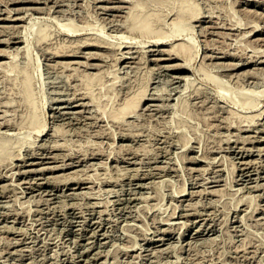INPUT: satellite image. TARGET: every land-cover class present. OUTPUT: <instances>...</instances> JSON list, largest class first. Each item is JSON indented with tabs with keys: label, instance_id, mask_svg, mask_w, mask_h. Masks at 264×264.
<instances>
[{
	"label": "rangeland",
	"instance_id": "obj_1",
	"mask_svg": "<svg viewBox=\"0 0 264 264\" xmlns=\"http://www.w3.org/2000/svg\"><path fill=\"white\" fill-rule=\"evenodd\" d=\"M0 1H1L0 2V15H1L0 19H2L4 15H6V17L7 16L10 17V19L18 17L15 15H19L20 17L23 16V20H17V21L16 20H0V25H1L0 30L2 29V33H0V37H1L0 38V50L3 49L2 50V52H3L4 49L6 50V48H7L8 51L13 52L14 54H16V52L18 50L19 54L17 53V57H16V59H14L15 62H17L19 64H23L24 62H26L28 60L30 67H32L34 69L33 70L34 77H35V82H34L35 84L34 85L36 87L35 92H36V95L38 98V102L40 104L41 112L45 118V123H46V127H45V130L43 131V133L47 132L46 134L38 135L37 131H35L36 129L27 130V126H24V128L22 127L23 129L22 128L18 129L19 131L23 130V132H21L20 135H18V134L17 135L22 136L23 138L26 139V141H30L31 144L29 142H25L24 145L22 146V148H20L21 152L24 154H22V153L20 154V152H19L20 149L18 150L16 145H12L13 147L15 146L14 147V148H16V149H14L15 151L13 150V147H12L11 152H13V153L10 155H7L6 156L7 158L6 157L5 158L7 159V161L11 160V162H13L15 160L14 163H10V161H8L9 163H7L5 161V159L2 161H5L7 164L5 162H4L5 163L4 164L3 162L0 161V163H1L0 164V172H1L0 173V212H1L0 213V215H1L0 216V264H54V263L55 264H64V263L65 264H70V263L71 264H74V263L75 264H82V263H84V264H264V186H263V183L260 184V182H264V135H263L264 134V130H263V128H264L263 127L264 126L263 125L264 124L263 123L264 122V112L261 113L262 111H264L263 110L264 109V68H263L264 67V41H263L264 40V30H263L264 29V0H223V1L222 0H215V1L214 0H212V1H210V0H191L193 3H195V5H197L196 6L197 9L202 10L201 11L202 15L200 14L199 20H197V21L191 20V25H193V28L190 31L188 30L189 31L188 36H191L193 38V40L195 42L194 45H195L196 49H198L197 53H195L193 55L192 59L190 58V60H188L187 62L182 61L183 59L181 60V58L180 59L179 58L178 59H172V60H155V58H157V56H160V58L163 55L166 56V53L163 51L169 49V44L172 43L173 41H175V39H179L181 37V35H176V37L174 36V38L170 37V39H168V41H167V44L160 45L157 47L152 46L153 49H155V48H158V49L156 51L152 50L148 53V57L149 56H151V57H149L147 59V64H146V61L144 63V64H146L147 67L146 66L143 67L142 65H144V64H141V66H139V63H138L139 61H136L138 59L136 57V53L133 52L134 47H130L132 45L138 46V47L144 45V44H142L143 42L141 43V41H142L141 38L138 39V37H136V36L133 37L134 39L130 38V37L129 38L123 37L121 39L119 38V37H122V36H120V33L126 34V31L123 30V25H121L122 22L120 23V21L123 18H125L126 14H127L126 8L129 9L130 5L132 6L135 3V0H113V1L112 0H108V1L107 0H43V1L42 0H40V1L39 0H29V1L28 0H16V1L15 0L14 1L13 0H11V1L10 0H4L5 3L8 5H6L3 0H0ZM6 1L7 2L9 1V2L7 3ZM129 1H131V2H129ZM132 1H134V3ZM141 1L144 3H148L145 5H150V6L161 5V6H163L162 9L163 8L165 9V10L163 9V12L166 11L167 14H170L169 12H170L171 8H169V7L172 6L171 3L175 4L178 2V0H164L165 2L166 1H168V2H166L167 3L166 4L163 1V3H162L163 5H162V4H160L162 2L160 0H156V1L151 0L152 1L151 3H149L150 0H141ZM158 1H160L159 4H157ZM172 1H174V2H172ZM175 1H177V2H175ZM218 1H220V2H218ZM114 3H116V4H114ZM153 3H155V4H153ZM108 4H110V5L114 4V6H110ZM118 4L120 7L118 6ZM122 4L123 5L125 4V5L123 6ZM105 5H108V6L106 7ZM4 6H6V7H4ZM8 6L11 9L8 8ZM37 6H38V8H37ZM1 7H3V8H1ZM39 7H42V8H39ZM110 7H112V8H110ZM114 7H116V8H114ZM4 8H6V9L8 8V9L6 10ZM26 8L28 11L25 10ZM14 9H16V10H14ZM22 9H24V10L22 11ZM40 9H42V10H40ZM168 10H169V12H167ZM8 11L9 12L12 11V13H8ZM13 11H14V13H13ZM119 12H122L123 14L121 13V15H120ZM112 13H113V15H111ZM119 16H120V19H119ZM108 17H111V20ZM106 18H108L107 20H109V21H107ZM200 18H202V19H200ZM112 20H113V23H112ZM115 20H116V22H115ZM168 20L169 19L167 17L166 21L164 22L165 27H167L169 25L168 23L170 22V20H169V22H168ZM2 23L3 24L5 23L6 26H5V24L2 25ZM109 23H112V24L109 25ZM166 23H167V25H165ZM214 23H216V24H214ZM218 23H222V24H218ZM228 24L234 25V26L230 27ZM8 25H9V27H7ZM12 25L14 26L13 29H12V27H13ZM84 25L86 27H84ZM117 25L118 26L120 25V26L118 27ZM223 25H224V28H223ZM226 25H228V26H226ZM255 25H258V27ZM22 26H23V28H22ZM253 26H255V27H253ZM5 27H6V29H5ZM26 27L30 31L34 30L36 28H44L47 30V32H49L50 35H54V36L49 35L48 38H50L51 40L54 39L57 41L59 40L60 36H62V34L65 33L68 28H71V27L72 28L77 27V29H80L79 31H77V29L74 31L76 34L78 33L79 35L84 34L86 32L87 33H101V34H103L104 37H106V35H108L109 39L113 38V42H114V40L118 41V42L119 41L122 42V44L120 46V47H122V49L118 48L119 50L118 49L117 50L120 52L116 51L117 54L120 56L124 53L123 55H125L129 59L130 58L131 59L129 60L127 58V60H128L127 62L118 63L119 61H117L115 59V55L117 57V54H115V55L112 54L110 57L109 56L110 54H108L105 50L95 49L92 47H83L82 50L79 51L78 53H76L74 56H53L54 57L53 58L52 56L45 54L43 51H41V49L36 45L37 43L35 44V40H34V38H32L34 36L33 33H28V35L30 37L28 45L30 48H29L28 54H26L24 52L23 47H22L25 44L24 39H22V41L24 43L18 42L19 45L16 42H12V39H11V41H9V39H10L9 36L13 33L12 30H14V29L16 30V28H17V30L21 29V30H19L20 32L18 34L22 36V35H24L22 33L26 32V30H25ZM79 27H81V28H79ZM201 27H202V29H201ZM7 28L8 29L10 28L9 29L10 31ZM83 28L85 30H83ZM100 28H102V30H101L102 32L99 30ZM221 28L224 30H222ZM3 29H5V30H3ZM198 29L200 31L202 30L201 34H200V31ZM212 29H214V30L219 29L218 32L220 31L219 33H222V34H220L221 36L219 35V33L217 31H215L216 32L215 33ZM247 29H249V30H247ZM209 30H211L212 32ZM245 30H247V32ZM4 31H5V33H4ZM6 31L8 34H10L9 36H8V34H6ZM11 31H12V33H11ZM225 32L228 34H224ZM243 33H246V34H243ZM58 34H60V36ZM125 34H123V35H125ZM129 34L130 33H128V35ZM132 35L133 34H131V36ZM245 35H246V37H245ZM188 36L186 35V38ZM51 37H53V38H51ZM205 37H207V38H205ZM22 38H24V36ZM135 38H136V40H135ZM247 38H250V39H247ZM254 38H255L256 42L253 40ZM258 38H260V40ZM125 39H126V41H129V40L131 41V39H133L132 40L133 44L130 42H125ZM261 40H262V42H261ZM8 42L10 45H8ZM138 42H140V43H138ZM204 42L206 44L208 43L207 44L208 46H205L206 44ZM254 42H255V44H254ZM127 43L128 44L130 43V44L128 45ZM256 43H258V44H256ZM145 45H147V43ZM7 46H9V47H7ZM13 46L14 47L16 46V48L21 46L23 50L21 49V47H20L21 51L19 50V48H17V50H16ZM211 47H213V48H211ZM254 47H256V50L254 49ZM37 48H39L40 50ZM148 48H149V46L147 47V49ZM152 48L150 46L149 49H152ZM165 48H167V49H165ZM9 49H11V50H9ZM83 49H85V51ZM93 49H94V51H93ZM212 49H213V51H212ZM257 49H258V51H257ZM99 50L101 52H103V53L100 52L101 55L99 53ZM159 50H160V52H158ZM223 50L224 51L226 50V51L224 52ZM253 50H254V52H253ZM8 51L7 50L4 51L5 53L3 52V54L0 53V62H1L0 66L5 67V68L4 67L2 68L3 70L0 67V72H5L9 68L8 66H6V65H8L7 59L13 61V59H11L12 57L10 56L12 53L11 52L8 53ZM89 52H90V54L93 53V55H97V56L94 57L92 54L90 56V55H88ZM104 52H105V55H104ZM211 52L214 53V56ZM202 53H204L205 55L204 54L202 55ZM221 53H224V55L223 54L221 55ZM8 54H10V55H8ZM206 54H208L209 57H207ZM216 54H219V56L218 55L216 56ZM86 55L90 56V57H87V60H86V61H88V63H86L84 60V59H86V58H84ZM201 55L203 56V58L204 57L206 58V61H204L205 58H204V60L202 58V61L200 60V58L202 57ZM48 56H49V59L47 58ZM103 56L104 57L107 56L108 58L106 57V60H105V58ZM165 56H163V57H165ZM252 56H253L254 60L251 59ZM37 57L39 58L38 61H37V59H38ZM112 57H114V58H112ZM68 58H69V61L66 60ZM73 58H76L75 60L78 59L77 62L75 61L76 63L74 62V60H72ZM153 58H154V61H153ZM211 58H212V60H211ZM4 59H6V60H4ZM55 59H56V61H55ZM58 59L59 60L61 59V61L63 63H67V62H69L71 64L72 63L73 64L79 63L78 65L83 66V67L87 64L88 65V66L86 65L88 67L87 70L90 72H91V70H92V72L103 71V70H101V68L104 66L106 72H104L105 70L103 72L107 73V74L103 73L104 78L106 76L108 79V80L106 78L104 79L105 80L104 85L106 84V81H107L108 85L107 84L106 85L108 87L106 86L107 88H105V86L100 85L101 86L100 87L99 85H97L100 87L101 93L103 92L102 90L105 88L106 90L104 89V91L107 94H109L107 96L105 92L102 93L103 94L102 97H105L104 100L110 99L109 101L112 102L116 98L117 95L118 96L123 95V93H125L127 91V88H129V89L133 88V86H135L137 83L140 82L141 75L144 77L150 76L149 77L150 83L148 84V88H147L149 93H150L148 96L154 97V95L156 94L155 96H158V98H155L154 100L148 99L147 102L145 101L139 107V109L142 110L143 106H144V108L147 106L145 108V110H144V108L142 111L138 109V111H139V112L137 111L138 114L136 113L134 115H131L130 117H127L126 120H122L121 125H119V126H115V125L112 126V124L109 123L111 121L106 120L105 118H104L105 120H93V121H96L95 123L93 121L91 122V120L90 121L86 120V122H85V120H81V121L80 120H68V119H60V117L59 118L57 117L58 119L55 117L52 118L50 116V114H53V113H52V109L50 107L52 106V108H54V107H56V105L58 106V104L57 103L50 104V100L53 97L56 98V96H58V98H60V97L66 98L65 96H60V95L67 92V91H65L67 89L63 90L62 88L63 87L67 88L66 83H67V79L69 78V77H67L66 73H65L66 76L64 74H62V72L59 73L60 71L57 69L61 68L60 65H58L57 63L53 64L57 61L59 62ZM113 59H114V61L116 60V63L115 64L112 63V65H109V63L112 62ZM261 59H263V60H261ZM47 60L49 63L47 62ZM82 60H83V64H81ZM3 61H6V62H3ZM50 61H52V65H51ZM107 61H109V63ZM91 62H92V64H91ZM94 62L96 63L97 67L95 66ZM101 62H103L104 64L102 63L103 65H100ZM203 62H205V63H203ZM237 62H238V64L239 63L240 64L238 65ZM105 63H106V67H105ZM126 63H128V65ZM133 63H135V64H133ZM155 63L159 67L157 65H155ZM158 63L161 65H159ZM164 63H166V65ZM169 63L173 66L171 67V65ZM175 63H178V64H175ZM183 63H185V64H183ZM186 63L187 64L189 63V64L187 65ZM200 63L203 64V67L205 64V67H204V68H206L205 70L208 71V74L210 76L214 77L219 82V84L214 83L210 79H207L206 77H204L203 70L200 69V71L199 70L197 71V69H199L202 66V64H200ZM228 63H230V64H228ZM37 64H40L39 67L37 66ZM113 64H114V66H113ZM122 64L125 66H123ZM162 64L164 65L163 67H162ZM180 64H181V66H180ZM226 64H228L230 66L232 64V66L230 67ZM53 65L54 66L57 65V68L56 67L54 68ZM131 65H133V66H131ZM167 65H168V67H167ZM51 66H53V68ZM138 66H139V68L140 67L141 68L140 69L137 68ZM165 66H166V68H165ZM148 67L150 70H152L149 76L147 75L148 74L147 71L149 70ZM96 68H98V69H96ZM104 68H102V69H104ZM116 68H118V69H116ZM260 68H262V69H260ZM244 69H246V71H244ZM144 70H146V71H144ZM154 70L156 72H154ZM125 71H127L128 73ZM141 71H143V72H141ZM233 71H235V73ZM9 72L10 71L8 70L7 73H9ZM232 72H233V74H232ZM125 73L128 75V77ZM141 73H143V74H141ZM247 73H249V74L247 75ZM151 74H153V75H151ZM156 74H157V76H156ZM234 74H238L239 76L235 77ZM240 74H241V76H240ZM250 74H251V76H250ZM136 75H138V76H136ZM229 75H231V76H229ZM64 76L67 77V79H65ZM124 76H126V77H124ZM120 77H124V78H120ZM129 77H131V78H129ZM133 78H136V79L132 80L134 82V84H132L133 82L131 81V79H133ZM169 78L171 79V81H169L170 80ZM236 78L241 80V82L239 81L240 83H238L237 80H235L236 81L235 82L234 79H236ZM144 79L145 78H143L142 80H144ZM167 79H169V80H167ZM173 79H174V81H173ZM180 79H181V81H180ZM65 81H66V83H64ZM122 81H125L126 83H124V82L122 83ZM0 82H1L0 83V85H1L0 91H1L3 89V85L5 86V82H3V80L1 78H0ZM177 82H178V84H177ZM126 84H128L127 88H126ZM197 84H200L202 87L201 86L199 87V85H197ZM119 85L121 86V88H119L120 87ZM61 86H62V88H61ZM57 87H59V88H57ZM124 88H125V90H124ZM200 88H202V89H200ZM58 89L60 90V93H59ZM107 89H109L108 90L109 93H108ZM61 90H63L64 92ZM116 90H118V91H116ZM119 90H121L123 93L121 92L122 93L121 94ZM154 91L158 92V93H155ZM164 91H165V93H164ZM117 92H119L120 94H117ZM241 93H245L247 95L255 93L254 94L255 95L254 101L251 104L249 103V104H245L243 106L239 100V96L244 97L245 95L241 94ZM157 94H159V95H157ZM160 95L163 96L164 101L162 100V98H161L162 96H160ZM164 95H166V96H164ZM168 95L169 96L172 95V96L169 97ZM118 96H117V98H118ZM107 97H109V98H107ZM49 98H51V99H49ZM195 98H197V99H195ZM45 99L47 100V102L44 104V107H41V102H42V100H43V102H45ZM201 99H202V101H200ZM192 100L194 101V103ZM162 101L165 104H163ZM198 101H200V102H198ZM48 102H49V105H47ZM111 102H108V103L110 104ZM150 102H152V103H150ZM158 102H161L164 107L159 106V104L160 105H162V104L158 103ZM178 102L180 103V105ZM157 103H158V105H157ZM166 103H167V105H166ZM197 103H202V104L199 105ZM185 104L187 106H185ZM63 105H66V103H63ZM195 105H197V106H195ZM218 105H220V106H218ZM60 106L62 107V104ZM91 106L93 107V105H88V108H86V109L90 110V108H92ZM157 106H159L158 107V108H160L159 110L157 109ZM221 106L223 107V109ZM248 106H251V107H248ZM12 107L14 108L13 104L11 106L7 107L8 108L6 110L7 113H5V114L10 115V116L13 115L14 117H16V114L18 113V111L16 112V110L11 109ZM0 108H2V107H0ZM65 108L68 109L69 111H73L74 109H75V111H78L81 109V107H73V103H70V105L67 104V106H65L64 108H61V109L64 110ZM69 108L72 110H70ZM2 109H0V111L4 114ZM66 109H65V111H67ZM76 109H78V110H76ZM146 109H147V111H146ZM229 109H230V111H232L231 113H230ZM8 110H10L9 113H8ZM62 110H60V111L62 112ZM149 110H151V112H153V113H151ZM218 110H220V111H218ZM50 111H51V113H50ZM215 111H218L216 114L217 117H216V115H214ZM258 111L261 113V115L259 114L260 116H257L259 120L257 119V120L253 121L251 119L249 120V118L244 120L242 117L239 116L240 113L241 114L242 113H249V112L250 113H256ZM10 112H12V113H10ZM141 112L144 113V115H141L142 114ZM224 112L225 113L227 112L228 114H225ZM212 113H214V114H212ZM46 114L48 117H46ZM56 114L57 113H55V115ZM218 114H221L223 116L218 115ZM138 115H140V117ZM224 115L229 116V117L227 116L228 120ZM65 116H67V115H65ZM70 116H72V114ZM157 116L158 117L160 116L159 117L160 119ZM208 116L209 117L214 116V117L213 118L210 117L208 119ZM149 117H151V119ZM214 118H216V119L214 120ZM222 119H224V120H222ZM65 120H66V124H65ZM63 121H64V123H62ZM70 121L73 123H71ZM255 121H256V123H255ZM258 121H260V122H258ZM253 122L257 126H255V124H253ZM57 123H58V128L60 126V129H61V130L59 129L60 132L57 131L58 134H57V132H55L56 134L54 133L53 136H49L48 134L52 131V128L53 127H54V129L57 128V126H56ZM60 123L64 124L63 127L61 126ZM96 123L100 124V126L97 125ZM240 123H241V125H240ZM250 123L253 124L252 125L253 127L250 125ZM52 124H53V127H52ZM72 124H74V125L72 126ZM227 124L231 125V126H227ZM223 125H225V126H223ZM242 126H245V128ZM250 126L252 127V129ZM58 128H57V130H58ZM237 128H239V129H237ZM240 128H244V129H240ZM258 128H260V129H258ZM0 129H1L0 130V136H3L8 131L10 133L17 131V129H13L12 131L8 130L6 132V131H4L5 130L4 128L0 127ZM80 129H81V131H80ZM254 129H256V131H254ZM25 130H27V131H25ZM77 130H79L80 132H78ZM235 130H237V131H235ZM24 131H25V133H24ZM241 133L243 135L245 134L244 135L245 137ZM61 134H62V137H61ZM237 134H239V135H237ZM248 134H249V136H246ZM254 135H255V138H254ZM45 136H47V137L44 139ZM57 136H58V140L56 138ZM240 136H242V137H240ZM34 137H37V138H34ZM234 137H236L237 139L236 138L234 139ZM247 137H249V139L251 138L250 139L251 141ZM49 138H51L50 139L51 142L49 141ZM239 138H242V139L245 138L246 142H245V139L241 140ZM55 139L57 141L60 140L59 143L61 146L57 142H54ZM247 139L249 142L247 141ZM258 139H260V140H258ZM45 140L47 143H45ZM42 141H44V142L42 143ZM37 142L39 143L38 146L43 144L42 146L45 149L44 148L38 149V146L36 144ZM243 142H244V144H243ZM54 143H57L55 145L56 147L54 146L56 149H53L52 150L53 152L52 151L49 152L48 151V150H50L49 148H51V145L53 146ZM251 143L253 144V146ZM49 144H51V145H49ZM184 144H185V146H184ZM255 144H257V145H255ZM57 145H58V148H57ZM239 145L240 146L242 145L243 149L240 148L241 149L240 150L238 148ZM248 145H249L250 149H249ZM262 145H263V148H262ZM59 146H60V148H59ZM237 148H238V150L236 151ZM25 149H26V151H25ZM16 150H18V151L16 152ZM31 150H33V151H31ZM39 150H41V151L39 152ZM55 151L60 153V154L57 153L58 155H56ZM130 151H132V152H130ZM135 151L137 152V154H135L136 153ZM257 151H258V153H260L261 151L262 152L260 154H258ZM44 152L46 153V155ZM17 153H19V157H21V158L25 157V159H27V160L24 161L25 160L24 158H23L24 160L23 159H16ZM51 153H54L56 156L54 154H51ZM64 153L65 154L67 153V154L65 155ZM70 153H71V155H70ZM90 153L92 154V156H90ZM233 153H235L237 156ZM47 154L49 156H47ZM81 154H83L85 157L86 156H88V157L85 158L83 156L84 157L83 158ZM131 154H135L136 156L135 155L132 156ZM11 155H13L12 157H14V156H16V157H14L12 159ZM21 155H26V156H21ZM184 155H187V156H184ZM200 155H202V157L205 158L206 161L202 160L203 158L202 157L200 158ZM204 155H206V156H204ZM189 156H191L192 158L191 157L189 158ZM214 156H216V157L214 158V160L211 161V159ZM27 157H29V158H27ZM78 157L79 158L81 157L80 160ZM132 157L134 160L136 159L137 162H135L136 160L133 161ZM136 157H138V158H136ZM233 157H234V159H232ZM256 158H257V161H256L257 163L254 161ZM242 159H243V161H242ZM68 160L69 161L71 160V162H70L71 165L69 164ZM232 160L234 161L235 166L237 163L239 164V165L237 164V169H235L236 167L232 163L233 162ZM18 161H19V163H18ZM30 161H32V162L34 161V164H28ZM61 161H63V162L59 163ZM207 161H211V162H207ZM244 161L245 162L249 161V163H250V165L248 164L249 167H248L247 171L244 169V167L247 166L244 164L245 163ZM26 162H28V163H26ZM78 162L80 165L78 164ZM209 163H211V164H209ZM8 164H9V166H8ZM11 164L13 167L10 166ZM54 164H57V165H55L56 167L54 166ZM58 164L61 166H59ZM63 164L65 165V167L63 166ZM240 164H241V166H240ZM2 165H4V166L2 167ZM5 165L7 166V168L9 167V169L11 168L10 171H8L9 169H6ZM43 165H44L45 169H44V167H41ZM164 165L165 166L167 165V166L165 167ZM170 165L175 167V168L171 167ZM38 166H40V170L37 169V168H39ZM51 166L53 168H51ZM162 166L164 169L162 168ZM217 166H218V168H214ZM219 166H220V168H219ZM251 166L252 167L254 166V167L252 168ZM255 166H256V168H255ZM4 167L8 173L9 172L11 173V170H12V172H16V170H17V173H11V174L9 173L10 175H13V176H11L13 178V180H12V178H10L9 174L8 175L6 174V171L3 169ZM19 167H21L22 169L23 168H25V169L20 170L21 168H19ZM30 167H31V169H30ZM149 167H151V168H149ZM207 167H209L210 170L206 169ZM16 168H19V170ZM14 169H16V170H14ZM26 169L30 170V172L24 173V171ZM69 169H71L73 171H71ZM63 170L66 172L64 173ZM136 170H137V172H136ZM205 170H208V171H205ZM215 170H217V171H215ZM256 170L257 171L259 170L258 175H257ZM18 171H20V172L18 173ZM35 171H36V173H35ZM60 172H62V173L60 174ZM105 172H107V173H105ZM153 172H154V174H153ZM215 172H217V173H215ZM244 172H247V173L244 174ZM4 173H5V175H4ZM32 173H33V175H32ZM54 173H57L56 175L58 177ZM63 173H64V176H63ZM133 173L134 174L137 173V174L133 177V175H134ZM16 174H17V176H16ZM59 174H60V176H59ZM65 174L67 176L68 175L70 176L71 174H73L74 178H71V176H70L71 180L69 181L68 180L69 176L67 177V176H65ZM76 174H77V178H75ZM141 174H142V177H141ZM205 174L206 175L208 174V175L206 176ZM39 175L42 177H40ZM234 175H235V177H234ZM1 176H3V177L1 178ZM5 176H6V178L4 179ZM28 176H30V177H28ZM136 176H138V178H136ZM215 176H216V178H215ZM238 176L239 177L241 176V177L239 178ZM256 176H257V179H256ZM53 177L55 179L57 177V179L54 181ZM59 177H61V178L59 179ZM105 177H107V178L110 177L109 178L110 180L105 178ZM203 177L204 178L207 177V178H209V180L206 178L207 179V181H206V179H204ZM210 177H212V179ZM218 177H219V179H218ZM63 178H66V179H63ZM102 178H104V180H102ZM21 179H22V181H20ZM84 179H85V181H84ZM91 179H92V181H91ZM105 179H107V181L109 180V182H107ZM203 179L205 180V183H204ZM234 179H236L237 182ZM10 180H12V181H10ZM37 180H38V182L40 181V184L37 182ZM51 180H52V182H54V184L55 183L56 184L55 185L52 184ZM255 180H257L259 182V184ZM17 181L20 184H18ZM151 181H153V182H151ZM137 182L139 185L137 184ZM242 182L244 184L246 183L245 187L241 186V185H244ZM12 183H13V185H12ZM16 183H17V185H16ZM31 183H33V184H31ZM65 183H66V185H65ZM100 183H102V184H100ZM144 183H147L148 186L145 185ZM254 183L256 185L258 184L257 188L254 187V186H256ZM14 184H15V186H14ZM49 184L50 185L52 184V185L50 186ZM67 184L69 186H67ZM141 184H143V185H141ZM248 184H249V186H248ZM199 186H200V188H199L200 190L198 189ZM258 186H260V187L258 188ZM194 187H195V189H194ZM201 187L202 188L205 187V188L201 190ZM208 187L209 188L211 187V190H214V192H216V191L217 192L214 194L205 192L206 188L208 191L210 190V189H208ZM214 187L217 190H215ZM252 187H253V189H251ZM261 187H263V188H261ZM39 188H41V189L44 188V190H41L40 191L41 193H40ZM182 188L186 189L185 192L187 191L186 192L187 194L184 193V191L183 192L181 191ZM196 188L199 191L197 193H196V191H197ZM26 189H28V190H26ZM62 189H64V190H62ZM189 189H191V190H189ZM50 190H51V192H50ZM194 190H196V191L194 192ZM43 191H46V192H43ZM80 191H81V193H80ZM191 191H193L191 193L192 196L190 195ZM201 191H203V192H201ZM64 192H67L68 194L64 193ZM72 192H74V193H72ZM135 192L137 194H135ZM181 192L184 194L180 195V194H182ZM37 193H39V194H37ZM117 193H118V195H117ZM204 193H206V194H204ZM54 194H56V195H54ZM88 195L89 196L91 195V196L88 197ZM139 195L141 196V198H139L140 197ZM142 195H144L145 198H147L146 196H148V195H152V197L148 196L147 199H144V197H142ZM199 195L201 197H199ZM42 196H44V198ZM47 196H49V198H46ZM135 196H137V197H135ZM39 197H40V199H39ZM124 197H126V198H124ZM45 198H46V200L47 199L48 200L45 201ZM129 198H130V200H129ZM38 199L40 200V202L38 201ZM100 199L102 200V204H100L101 203ZM111 199L113 202L110 201ZM118 199L121 201H119ZM174 199H176V200H174ZM95 201L97 202V204H94ZM192 201H194V202H192ZM36 202L38 204H36ZM104 202H105V204H104ZM185 202H187V203H185ZM178 203H179V205H178ZM193 203H195V205H196V207L193 206L194 208L191 206ZM47 204L50 206H47ZM93 204H94V206H93ZM106 204H108V205H106ZM184 204H185V206H182ZM118 205L121 207H119ZM175 205L177 206V208L175 207ZM258 205H259V208L261 210L263 209L262 211L259 208H257ZM36 206L39 208L37 209ZM174 207H175V210H173ZM91 208L94 209V212L92 211L93 209H91ZM98 208L103 209V210L101 209V211H99L100 213L102 211H104L103 213H101L102 215L99 213L97 216V213L99 210ZM195 208H196V210H194ZM44 209H46V210H44ZM47 209L49 210V212H47L48 211ZM104 209H106V210H104ZM81 210H83V211H81ZM199 210H201V212ZM14 211H16L17 213H14ZM52 211H54L55 214H53ZM64 211H66V213ZM185 211H189L188 213H190V214H188ZM62 212H64V213H62ZM78 212H79V215L77 214ZM173 212H175V213H173ZM177 212L179 213V215ZM182 212H184L186 214V216ZM198 212H200L203 216ZM207 212H208V214H207ZM7 213H8L9 217L7 215H4ZM38 213L40 214V216ZM50 213H52V214H50ZM169 214L171 217L169 216ZM10 215H11V217H10ZM15 215H17V217ZM36 215H37V217H40V218L36 219ZM85 215H86V217H85ZM172 215H174V217ZM187 215H188V217H187ZM64 216L66 218H64ZM69 216H70V218H67ZM204 216L205 217L208 216V218L207 217L205 218ZM50 218H52V220ZM84 218H87L86 219L87 221L83 220ZM165 218H167V219H165ZM96 219H100V221L99 220L97 221ZM80 220L82 223L80 222ZM195 220H197V221H195ZM76 221H78L79 223H77ZM106 221H108V222H106ZM166 221H168V223ZM181 221L184 223V225H180L182 227H179L178 225L180 223L183 224ZM202 221L204 222V223H202L203 225H201ZM72 222L75 224H73ZM170 222L172 224L174 222V224L172 225V224H170ZM191 222H193V223H191ZM194 222H196L195 225H194ZM100 223H101V225H100ZM207 223L208 224L211 223L210 224L211 226L210 225L208 226ZM175 224L179 228L178 227L175 228L176 227ZM12 225H14V226H12ZM80 225H82L81 226L82 230L79 229ZM83 226L85 228H83ZM99 226H101V229ZM173 226H174V228H173ZM9 227L10 228L12 227V228L9 229ZM13 227H17V228H13ZM86 227H88V228H86ZM171 228H172V230H171ZM4 229H6V230H4ZM7 229H9L10 231L9 230L7 231ZM15 229H17V230L15 231ZM158 229H160V231H158ZM161 229H163L164 231ZM96 230H97V232H96L97 234L95 233ZM204 230L205 231L207 230V231L205 232ZM36 231H38V232H36ZM102 231H104L105 233ZM100 232H101V234H100ZM181 232H183L184 235ZM79 233H81L82 235ZM87 233H90V235ZM162 233L164 234V237H163ZM199 233H201V234H199ZM158 234H159V237L161 236L160 239L158 237ZM19 236L21 237V239ZM24 236H27V237L24 238ZM87 236H88V238H87ZM82 237H83V239H82ZM31 238H33V239H31ZM86 238H87V240H86ZM89 239H91V240H89ZM166 239H167V241H166ZM9 240H10V242H9ZM16 240H18V241H16ZM88 240H89V242H88ZM99 240H100V243H99ZM145 241L148 243H146ZM18 242H19V244H18ZM10 243L12 245L9 246ZM83 245H85V246H83ZM86 247H88V248H86ZM90 247H91V249H89ZM143 247L145 249H143ZM97 248L100 251L97 250ZM13 249H15V251ZM80 250H82V251L80 252ZM84 250H86V251H84ZM97 252L101 253V255ZM242 252H245V253H242ZM72 254H73V257H72ZM69 255H71V256H69ZM78 255H80V256H78ZM83 255H85V256L83 257ZM90 256L92 258H90ZM85 257H87V258H85ZM64 258H66V259L68 258V259L64 260ZM74 259H76V260H74ZM68 260H70V261H68Z\"/></svg>",
	"mask_w": 264,
	"mask_h": 264
},
{
	"label": "bare ground",
	"instance_id": "obj_2",
	"mask_svg": "<svg viewBox=\"0 0 264 264\" xmlns=\"http://www.w3.org/2000/svg\"><path fill=\"white\" fill-rule=\"evenodd\" d=\"M4 1V0H3ZM11 1V0H10ZM14 1V0H13ZM16 1V0H15ZM29 1V0H28ZM40 1V0H39ZM43 1V0H42ZM108 1V0H107ZM113 1V0H112ZM137 1V2H136ZM156 1V0H155ZM160 1H162L160 4H162L163 3V1L164 0H160ZM160 1H158V3L157 4H159V2ZM210 1H212V0H210ZM215 1V0H214ZM223 1V0H222ZM1 2V1H0ZM7 2V1H6ZM9 2V1H8ZM7 2V3H8ZM129 2H131V1H129ZM133 3H134V1H132ZM152 1L150 0V2L149 3H151ZM165 2V1H164ZM166 2H168V1H166ZM165 2V3H166ZM172 2H174V1H172ZM175 2H177V1H175ZM195 2V1H194ZM218 2H220V1H218ZM4 3H5V1H4ZM121 3V2H120ZM119 3V4H120ZM128 3V2H127ZM126 3V4H127ZM132 3V4H133ZM144 2H142L141 0H135V3L131 6L130 5V8L129 9H127L126 8V12H127V14H126V16H125V18H123L121 21H120V23L122 22V24L121 25H123V30L124 31H126V34L125 33H123V34H125V35H123L122 33H120V36H122V37H119L120 39L121 38H123V37H130V38H133L134 36H136V37H138V39L139 38H141V43L142 44H144V45H142V46H140V47H138V46H130V47H134V51L133 52H135L136 53V57L138 58H136L137 60L136 61H139L138 63H139V66H141V64H144L145 63V61H146V64H147V59L149 58V57H151V56H149L148 57V53L150 52V51H152V50H157L158 48H155V49H153L152 48V46L153 47H157V46H160V45H164V44H167V41H168V39H170V37H173L174 38V36L176 37V35H181V37L179 38V39H175V41H173L172 43H170L169 44V49H167V48H165V49H167V50H165V51H163V52H165L166 53V56L165 55H163V56H165V57H163V56H161V58H160V56H157V58H155V60H172V59H180L181 58V60L182 61H184V62H187L188 60H190V58L192 59V57H193V55L195 54V53H197V51H198V49H196V47H195V45H194V40H193V38L191 37V36H188V32L193 28V25H191V20H194V21H197V20H199V16H200V14H201V9L199 10V9H197V5H195V3H193L191 0H178V2L177 3H175V4H173V3H171V5L172 6H170L169 8H171L170 9V12H169V10L167 11V12H169L170 14H167L166 13V11H164L163 12V9H162V7L163 6H161V5H158V6H154L153 4H155V3H153L152 5L153 6H150V5H145V4H148V3H144ZM164 3V4H165ZM6 4V3H5ZM4 4V5H5ZM114 4H116V3H114ZM114 4H108V5H110V6H114ZM119 4H118V6H119ZM129 4V3H128ZM156 4V5H157ZM167 4V3H166ZM165 4V5H166ZM6 5H8V4H6ZM16 5V4H15ZM108 5H105L106 7L108 6ZM121 5V4H120ZM123 5V4H122ZM125 5V4H124ZM123 5V6H124ZM163 5V4H162ZM170 5V4H169ZM168 5V6H169ZM127 6V5H126ZM129 6V5H128ZM161 6V7H160ZM4 7H6V6H4ZM12 7V6H11ZM120 7V6H119ZM1 8H3V7H1ZM8 8H10L9 6H8ZM7 8V9H8ZM14 8V7H13ZM37 8H38V6H37ZM39 8H42V7H39ZM101 8V7H100ZM110 8H112V7H110ZM114 8H116V7H114ZM118 8V7H117ZM4 9H6V8H4ZM6 9V10H7ZM11 9V8H10ZM9 9V10H10ZM20 9V8H19ZM34 9V8H33ZM109 9V8H108ZM13 10V9H12ZM14 10H16V9H14ZM21 10V9H20ZM24 9H22V11H23ZM25 10H27V8L25 9ZM40 10H42V9H40ZM124 10V9H123ZM165 10V9H164ZM28 11V10H27ZM38 11V10H37ZM110 11V10H109ZM114 11V10H113ZM121 11V10H120ZM26 12V11H25ZM111 12V11H110ZM8 13H12V11L11 12H9L8 11ZM7 13V14H8ZM13 13H14V11H13ZM120 13V15H121V13L122 12H119ZM19 14V13H18ZM24 14V13H23ZM118 14V13H117ZM123 14V13H122ZM125 14V13H124ZM10 15V14H9ZM15 15V14H14ZM111 15H113V13L111 14ZM119 15V14H118ZM117 15V16H118ZM165 15V16H164ZM202 15V14H201ZM5 16V17H4ZM3 16V18L2 19H0V20H23V16H19V15H15V16H18V17H15V18H13V19H10V17H6V15H4ZM28 16V15H27ZM210 16V15H209ZM0 17H1V15H0ZM13 17V16H12ZM11 17V18H12ZM167 17H168V19L170 20V22H169V20H168V26L167 27H165L164 26V22L166 21V19H167ZM207 17V16H206ZM108 18H110V20H111V17H108ZM108 18H106V20L108 19ZM116 18V17H115ZM122 18V17H121ZM205 18V17H204ZM119 19H120V16H119ZM200 19H202V18H200ZM114 20V19H113ZM113 20H112V23H113ZM117 20V19H116ZM116 20H115V22H116ZM25 21V20H24ZM23 21V22H24ZM107 21H109V20H107ZM216 21V20H215ZM22 22V21H21ZM218 22V21H217ZM8 23V22H7ZM12 23V22H11ZM14 23V22H13ZM112 23H109V25L110 24H112ZM213 23V22H212ZM5 24V23H4ZM3 23H2V25H4ZM18 24V23H17ZM107 24V23H106ZM116 24V23H115ZM214 24H216V23H214ZM218 24H222V23H218ZM226 24V23H225ZM224 24V25H225ZM14 25V24H13ZM12 25V26H13ZM165 25H167V23L165 24ZM199 25V24H198ZM224 25H223V28H224ZM229 25V24H228ZM228 25H226V26H228ZM1 26V25H0ZM5 26H6V24H5ZM15 26V25H14ZM14 26L12 27V29L14 28ZM24 26V25H23ZM23 26H22V28H23ZM118 26V25H117ZM120 26V25H119ZM118 26V27H119ZM202 26V25H201ZM222 26V25H221ZM230 27L232 26H234V25H229ZM255 26H257L258 27V25H255ZM255 26H253V27H255ZM7 27H9V25L7 26ZM83 27V26H82ZM84 27H86L85 25H84ZM103 27V26H102ZM109 27V26H108ZM113 27V26H112ZM122 27V26H121ZM218 27V26H217ZM237 27V26H236ZM79 28H81V27H79ZM88 28V27H87ZM86 28V29H87ZM115 28V27H114ZM113 28V29H114ZM117 28V27H116ZM206 28V27H205ZM208 28V27H207ZM227 28V27H226ZM238 28V27H237ZM5 29H6V27H5ZM5 29H3V30H5ZM8 29V28H7ZM10 29V28H9ZM8 29V30H9ZM77 29V27H71V28H68L67 29V31L65 32V33H61L62 34V36H60V34H58L59 36H60V38H59V40L57 41V40H51L50 38H48V36L50 35L49 34V32H47V30L46 29H44V28H36V29H34V30H29L27 27H26V32L25 33H22V34H24V35H19L18 33L20 32L19 30H21V29H19V30H17V28H16V30L14 29V30H12L13 31V33H12V31H11V35L10 34H8L7 33V31H6V34H8V36H9V41H11V39H12V42H16L17 44H18V42H22V43H24L25 42V44H24V46H22L23 47V49H24V52L26 53V54H28V51H29V35H28V33H33V37L32 38H34V40H35V44L41 49V51H43L45 54H48V55H50V56H74L76 53H78L79 51H81L82 50V48L83 47H92V48H95V49H103V50H105L108 54H110L109 56L111 57V55L112 54H117V52L116 51H118L119 49L118 48H121L122 49V47H120L121 46V44H122V42L121 41H115L114 40V42H113V38L111 39H109V36L108 35H106V37H104L103 36V34H101V33H84V34H76L74 31ZM112 29V30H113ZM201 29H202V27H201ZM209 29V28H208ZM222 29V28H221ZM230 29V28H229ZM235 29V28H234ZM253 29V28H252ZM80 29H77V31H79ZM83 30H85L84 28H83ZM88 30V29H87ZM100 31L102 30V28H100L99 29ZM121 30V29H120ZM189 30V31H188ZM199 30V29H198ZM214 32L215 31H217L218 32V30H214V29H212ZM222 30H224V29H222ZM221 30V31H222ZM247 30H249V29H247ZM247 30H245L246 32H247ZM264 30V29H263ZM262 30V31H263ZM1 32L0 33H2V29L0 30ZM10 31V30H9ZM200 31V30H199ZM198 31V32H199ZM209 31H211V30H209ZM208 31V32H209ZM253 31V30H252ZM258 31V30H257ZM102 32V31H101ZM112 32V31H111ZM120 32V31H119ZM122 32V31H121ZM201 32H202V30L200 31V34H201ZM212 32V31H211ZM220 32V31H219ZM218 32V33H219ZM249 32V31H248ZM251 32V31H250ZM4 33H5V31H4ZM81 33V32H80ZM128 33H130L129 35H128ZM205 33V32H204ZM216 33V32H215ZM254 33V32H253ZM5 34V35H6ZM122 34V35H121ZM131 34H133L132 36H131ZM220 34H222V33H219V35ZM224 34H228V33H224ZM223 34V35H224ZM243 34H246V33H243ZM4 35V34H3ZM118 35V34H117ZM186 35L188 36L187 38H186ZM205 35V34H204ZM217 35V34H216ZM248 35V34H247ZM24 36V38H22ZM50 36H54V35H50ZM108 36V37H107ZM119 36V35H118ZM221 36V35H220ZM249 36V35H248ZM3 37V36H2ZM56 37V36H55ZM245 37H246V35H245ZM1 38V37H0ZM51 38H53V37H51ZM117 38V37H116ZM118 38V39H119ZM127 38V39H128ZM205 38H207V37H205ZM261 38V37H260ZM260 38H258L259 40H260ZM3 39V38H2ZM22 39H24V42L22 41ZM134 39V38H133ZM133 39H131V41L129 40V41H126V39H125V42H130V43H132V40ZM137 39V40H138ZM172 39V38H171ZM247 39H250V38H247ZM252 39V38H251ZM5 40V39H4ZM3 40V41H4ZM135 40H136V38H135ZM206 40V39H205ZM254 41H255V38L253 39ZM8 41V40H7ZM170 41V40H169ZM264 41V40H263ZM117 42V43H116ZM145 42V43H144ZM208 42V41H207ZM253 42V41H252ZM256 42V41H255ZM255 42H254V44H255ZM261 42H262V40H261ZM7 43V42H6ZM129 43V44H130ZM138 43H140V42H138ZM147 43V45H145ZM205 43V42H204ZM203 43V44H204ZM209 43V42H208ZM207 43V44H208ZM128 44V43H127ZM128 44V45H129ZM133 44V43H132ZM135 44V43H134ZM202 44V45H203ZM206 44V43H205ZM205 45V46H208V45ZM256 44H258V43H256ZM6 45V44H5ZM8 45H10L9 44V42H8ZM15 45V44H14ZM19 45V44H18ZM17 45V46H18ZM125 45V44H124ZM149 46V48H150V46H151V48L152 49H147V47ZM259 46V45H258ZM7 47H9V46H7ZM14 47V46H13ZM20 47L21 46H19V47H17V48H19V50H20ZM22 47H21V49H22ZM128 47V46H127ZM210 47V46H209ZM6 48V47H5ZM12 48V47H11ZM16 50H17V48H16V46L14 47ZM39 48H37V49H39ZM211 48H213V47H211ZM13 49V48H12ZM14 49V50H15ZM22 49V50H23ZM39 49V50H40ZM118 49V50H117ZM125 49V48H124ZM128 49V48H127ZM162 49V48H161ZM254 49L256 50V47H254ZM2 50L3 49H1L0 50V53H2L3 54V52L4 51H8V49L6 48V50L4 49V51L2 52ZM9 50H11V49H9ZM84 51H85V49H83ZM131 50V49H130ZM211 50V49H210ZM13 51V50H12ZM21 51V50H20ZM83 51V52H84ZM90 51V50H89ZM92 51V50H91ZM93 51H94V49H93ZM92 51V52H93ZM123 51V50H122ZM121 51V52H122ZM127 51V50H126ZM129 51V50H128ZM212 51H213V49H212ZM224 51V50H223ZM222 51V52H223ZM226 51V50H225ZM224 51V52H225ZM257 51H258V49H257ZM262 51V50H261ZM9 52H11V51H8V53ZM15 52V51H14ZM19 51L17 50V52H16V54H14L13 52H11L12 54L10 55V54H8V55H10L12 58L11 59H13V61H11V60H9V59H7L6 57V59L8 60L7 61V63H8V65H6V66H8L9 68L5 71V72H0V78L3 80V82H5V86L3 85V89L0 91V107H2V108H0V109H2V111L4 112V114L0 111V127L1 128H4L3 130L4 131H8V130H13V129H17V131H14V132H7V133H5L3 136H0V161L1 162H7V163H9L8 161H10V163H14V161L13 162H11V160H8L7 161V155H10V154H12L13 152H11V150H12V145H16L17 146V148H18V150L20 149V148H22V146L24 145V143L25 142H29L30 144H31V142L30 141H26V139L25 138H23L22 136H18V135H20L21 134V132H23V130L22 131H19L18 129H21L22 127L24 128V126H27V130H29V129H36L35 131H37V133H38V135H43V134H46L47 132H44L43 133V131L45 130V127H46V123H45V118H44V116H43V114H42V112H41V108H40V104H39V102H38V98H37V95H36V92H35V77H34V72H33V68L32 67H30V65H29V61L27 60L26 62H24L23 64H19V63H17V62H15V60L14 59H16V57H17V53H18ZM97 52V51H96ZM101 51L99 50V53H100ZM118 52H120V51H118ZM125 52V51H124ZM158 52H160V50L158 51ZM162 52V51H161ZM203 52V51H202ZM220 52V51H219ZM253 52H254V50H253ZM5 53V52H4ZM21 53V52H20ZM39 53V52H38ZM98 53V52H97ZM96 53V54H97ZM101 53H103V52H101ZM101 53H100V55H101ZM123 53V52H122ZM152 53V52H151ZM212 53V52H211ZM230 53V52H229ZM260 53V52H259ZM263 53V52H262ZM19 54V53H18ZM81 54V53H80ZM85 54V53H84ZM87 54V53H86ZM92 55H93V53H91ZM91 54H90V52H89V54L88 55H90L91 56ZM95 54V53H94ZM124 54V53H123ZM118 55L117 54V57H116V55H115V59L117 60V61H119L118 63H124V62H127L128 60H127V56H125V55ZM132 54V53H131ZM204 53H202V55H203ZM210 54V53H209ZM213 54V56H214V53H212ZM224 55V53H221V55ZM257 54V53H256ZM24 55V54H23ZM44 55V54H43ZM83 55V54H82ZM88 55H86L84 58H86V59H84L85 60V62L86 63H88V61H86L87 60V57H90V56H88ZM99 55V54H98ZM104 55H105V52H104ZM107 55V54H106ZM113 55V56H114ZM130 55V54H129ZM154 55V54H153ZM160 55V54H159ZM201 55V56H202ZM205 55V54H204ZM207 55V57H209L208 56V54H206ZM219 56V54H216V56ZM220 55V56H221ZM232 55V54H231ZM252 55V54H251ZM255 55V54H254ZM258 55V54H257ZM256 55V56H257ZM262 55V54H261ZM7 56V55H6ZM78 56V55H77ZM76 56V57H77ZM94 57L95 56H97V55H93ZM134 56V55H133ZM132 56V57H133ZM212 56V57H213ZM246 56V55H245ZM255 56V57H256ZM9 57V56H8ZM104 57V56H103ZM106 57L107 56H105L104 58H105V60H106ZM243 57V56H242ZM262 57V56H261ZM38 58V57H37ZM48 59H49V56L47 57ZM54 58V57H53ZM60 58V57H59ZM70 58V57H69ZM69 58L68 59H66L67 61H69ZM108 58V57H107ZM112 58H114V57H112ZM154 58H153V61H154ZM202 58H203V56L200 58V60L202 61ZM205 58V57H204ZM204 58H203V60H204ZM257 58V57H256ZM6 59H4V60H6ZM63 59V58H62ZM76 58H73L72 60H74V62L76 61L77 62V60H75ZM110 59V58H109ZM129 59V58H128ZM131 59V58H130ZM129 59V60H130ZM251 59H253V56H252V58ZM260 59V58H259ZM39 60V58L37 59V61ZM46 60V59H45ZM59 60V59H58ZM71 60V59H70ZM80 60V59H79ZM116 60L114 61V59H113V61L112 62H110L109 63V61H107L108 63H109V65H112V63H116ZM151 60V59H150ZM211 60H212V58H211ZM254 60V59H253ZM258 60V59H257ZM261 60H263V59H261ZM10 61V62H9ZM55 61H56V59H55ZM54 61V62H55ZM61 61V59L59 60V62L57 61V62H55V63H53V64H58V65H60V69H57V70H59L60 72L59 73H61L62 72V74H64L65 75V73H66V75H67V77H69L68 79H67V77H65V79H67V83H66V81L64 82V83H66V85H67V88H62V86H61V88L63 89V90H65V89H67V90H65V91H67L66 93H64V94H61L60 96H65L66 98H63V97H60V98H58V96H56V98L55 97H53L52 99L51 98H49V99H51L50 100V104H52V103H57L58 104V106L56 105V107H54V108H52V106L50 107L51 109H52V113L53 114H50V116L52 117V118H59L60 117V119H68V120H85V122H86V120H88V121H90L91 120V122L93 121V120H110L111 122H109V123H111L112 124V126L113 125H115V126H119V125H121V122H122V120H126L127 119V117H130L131 115H134V114H136L137 113V111H138V109H139V107H140V105L141 104H143L145 101L147 102V100L149 99V100H154L155 98H158V96H155L154 95V97L153 96H151V97H149L148 95L150 94L149 93V91H148V84L150 83V81H149V75H150V73H151V71L152 70H150L149 69V67H148V71H147V75L149 76V77H147V76H142L141 74H143V73H141L140 75H141V80H140V82L139 83H137L135 86H133V88H127V85L128 84H126V88H127V91L125 92V93H123L121 90H119L120 91V93L122 92L123 93V95H121V96H118V98H117V96H116V98L111 102V101H109V100H104V98L105 97H102L103 96V92H105L104 91V89L105 88H107L108 86V84H107V81H106V84L104 85V79L106 78L107 79V77L105 76V78H104V74H107V73H104V72H106V70H105V68H104V66L102 67V68H104V69H102L101 68V70H105L104 72L103 71H99V72H92V70H91V72L90 71H88L87 70V66L85 65L84 67L83 66H80V65H78V64H71V63H69V62H67V63H63L62 61V63L60 62ZM65 61V60H64ZM90 61V60H89ZM176 61V60H175ZM181 61V62H182ZM200 61V62H201ZM204 61H206V58H205V60ZM210 61V60H209ZM252 61V60H251ZM260 61V60H259ZM3 62H6V61H3ZM47 62H48V60H47ZM46 62V63H47ZM51 62V65H52V61H50ZM75 62V63H76ZM82 63L81 64H83V60L81 61ZM105 62V61H104ZM150 62V61H149ZM157 62V61H156ZM169 62V61H168ZM248 62V61H247ZM253 62V61H252ZM258 62V61H257ZM1 63V62H0ZM6 63V64H7ZM39 63V62H38ZM49 63V62H48ZM47 63V64H48ZM90 63V62H89ZM95 63V62H94ZM93 63V64H94ZM99 63V62H98ZM103 62H101V64L100 65H103L102 64ZM107 63V64H108ZM160 63V62H159ZM158 63V64H159ZM179 63V62H178ZM178 63H175V64H178ZM203 63H205V62H203ZM212 63V62H211ZM235 63V62H234ZM233 63V64H234ZM91 64H92V62H91ZM114 64H113V66H114ZM127 65H128V63H126ZM133 64H135V63H133ZM137 64V63H136ZM146 64H144V65H142L143 67L144 66H146ZM165 65H166V63H164ZM168 64V63H167ZM170 64V63H169ZM173 64V63H172ZM183 64H185V63H183ZM187 64V63H186ZM189 64V63H188ZM187 64V65H188ZM200 64H202V63H200ZM210 64V63H209ZM228 64H230V63H228ZM228 64H226V65H228ZM237 64H238V62H237ZM240 64V63H239ZM238 64V65H239ZM2 65V64H1ZM39 65L40 64H37V66L39 67ZM50 65V64H49ZM123 65V64H122ZM126 65V66H127ZM155 65H157L156 63H155ZM159 65H161V64H159ZM171 65V64H170ZM199 65V64H198ZM223 65V64H222ZM246 65V64H245ZM54 66V65H53ZM53 66H51L52 68H53ZM95 66H96V63H95ZM121 66V65H120ZM123 66H125V65H123ZM131 66H133V65H131ZM135 66V65H134ZM139 66L137 67V68H139ZM158 66V65H157ZM164 65L162 64V67H163ZM173 65H171V67H172ZM177 66V65H176ZM180 66H181V64H180ZM185 66V65H184ZM225 66V65H224ZM228 66H230V65H228ZM231 66H232V64H231ZM230 66V67H231ZM262 66V65H261ZM1 67V66H0ZM4 67V66H3ZM3 67H1V69L3 68ZM57 68V65H55L54 66V68ZM92 67V66H91ZM97 67V66H96ZM105 67H106V63H105ZM109 67V66H108ZM147 67V66H146ZM145 67V68H146ZM152 67V66H151ZM159 67V66H158ZM167 67H168V65H167ZM170 67V66H169ZM187 67V66H186ZM204 67H205V64H204ZM203 67V64H202V66L199 68V69H197V71L199 70L200 71V69L201 70H203V73H204V77H206L207 79H210L211 81H213L214 83H218L219 84V82L214 78V77H212V76H210L209 74H208V71H206L205 69L206 68H204ZM226 67V66H225ZM5 68V67H4ZM7 68V67H6ZM134 68V67H133ZM136 68V67H135ZM141 68V67H140ZM139 68V69H140ZM154 68V67H153ZM156 68V67H155ZM165 68H166V66H165ZM241 68V67H240ZM259 68V67H258ZM264 68V67H263ZM96 69H98V68H96ZM95 69V70H96ZM116 69H118V68H116ZM115 69V70H116ZM144 69V68H143ZM152 69V68H151ZM181 69V68H180ZM236 69V68H235ZM260 69H262V68H260ZM3 70V69H2ZM8 70L10 71L9 73H7L8 72ZM238 70V69H237ZM98 71V70H97ZM144 71H146V70H144ZM168 71V70H167ZM244 71H246V69H244ZM13 72V73H12ZM125 72H127V71H125ZM141 72H143V71H141ZM154 72H156L155 70H154ZM160 72V71H159ZM234 73H235V71H233ZM233 72H232V74H233ZM238 72V71H237ZM104 73V74H103ZM128 73V72H127ZM145 73V72H144ZM162 73V72H161ZM239 73V72H238ZM126 74V73H125ZM229 74V73H228ZM246 74V73H245ZM249 73H247V75H248ZM127 75V74H126ZM146 75V74H145ZM151 75H153V74H151ZM172 75V74H171ZM177 75V74H176ZM130 76V75H129ZM136 76H138V75H136ZM156 76H157V74H156ZM173 76V75H172ZM183 76V75H182ZM229 76H231V75H229ZM234 76L235 77H237V76H239L238 74H234ZM240 76H241V74H240ZM250 76H251V74H250ZM253 76V75H252ZM124 77H126V76H124ZM124 77H120V78H124ZM127 77H128V75H127ZM145 78L144 80H142L143 78ZM233 77V76H232ZM234 77V78H235ZM129 78H131V77H129ZM153 78V77H152ZM174 78V77H173ZM64 79V80H65ZM128 79V78H127ZM126 79V80H127ZM134 79H136V78H133V79H131V81L132 80H134ZM170 79V78H169ZM169 79H167V80H169ZM202 79V78H201ZM204 79V78H203ZM63 80V81H64ZM108 80V79H107ZM124 80V79H123ZM176 80V79H175ZM235 80H237L238 81V83H240L241 82V80H239V79H234V81ZM136 81V80H135ZM169 81H171V79L169 80ZM173 81H174V79H173ZM180 81H181V79H180ZM233 81V80H232ZM240 81V82H239ZM126 83L125 81H122V83ZM128 82V81H127ZM133 82V81H132ZM131 82V83H132ZM236 82V81H235ZM1 83V82H0ZM121 83V84H122ZM202 83V82H201ZM4 84V83H3ZM132 84H134V82L132 83ZM177 84H178V82H177ZM60 85V84H59ZM97 85H101V86H105V88L102 90L103 92L101 93V89H100V87L99 86H97ZM188 85V84H187ZM197 85H199V87L201 86L200 84H197ZM196 85V86H197ZM241 85V84H240ZM243 85V84H242ZM1 86V85H0ZM64 86V85H63ZM107 86V87H106ZM120 86V85H119ZM123 86V85H122ZM125 86V85H124ZM174 86V85H173ZM172 86V87H173ZM177 86V85H176ZM129 87V86H128ZM132 87V86H131ZM171 87V88H172ZM202 87V86H201ZM1 88V87H0ZM57 88H59V87H57ZM119 88H121V86L119 87ZM56 89V88H55ZM129 89V90H128ZM152 89V88H151ZM175 89V88H174ZM200 89H202V88H200ZM205 89V88H204ZM59 90V89H58ZM63 90H61V91H63ZM106 90V89H105ZM109 89H107V91H108ZM123 90V89H122ZM124 90H125V88H124ZM150 90V89H149ZM57 91V90H56ZM116 91H118V90H116ZM64 92V91H63ZM155 92V91H154ZM168 92V91H167ZM57 93V92H56ZM59 93H60V90H59ZM62 93V92H61ZM106 93V92H105ZM108 93H109V91H108ZM119 92H117V94H120ZM121 93V94H122ZM155 93H158V92H155ZM164 93H165V91H164ZM55 94V93H54ZM167 94V93H166ZM173 94V93H172ZM241 94H244L245 96L244 97H241V96H239V100H240V102L242 103V105L244 106L245 104H251L253 101H254V98H255V93H253V94H245V93H241ZM57 95V94H56ZM106 95L108 96L109 94H107L106 93ZM157 95H159V94H157ZM163 95V94H162ZM162 95H160V96H162ZM195 95V94H194ZM164 96H166V95H164ZM169 96V95H168ZM167 96V97H168ZM170 96H172V95H170ZM169 96V97H170ZM198 96V95H197ZM193 97V96H192ZM196 97V96H195ZM48 98V97H47ZM46 98V99H47ZM55 98V99H54ZM107 98H109V97H107ZM106 98V99H107ZM162 98V100H163V96L161 97ZM165 98V97H164ZM45 99V102H43V100H42V102H41V107H44V104L47 102V100ZM166 99V98H165ZM168 99V98H167ZM192 99V98H191ZM195 99H197V98H195ZM161 101V100H160ZM164 101V100H163ZM163 101H162V103H163ZM167 101V100H166ZM191 101V100H190ZM193 101V100H192ZM196 101V100H195ZM200 101H202V99L200 100ZM200 101H198V102H200ZM204 101V100H203ZM108 102H111L110 104L108 103ZM169 102V101H168ZM216 102V101H215ZM63 103H66V105H63ZM70 103H73V107H81V109L80 110H78V109H76V110H78V111H75V109L73 110V111H69L68 109H66L67 111H65V109L64 110H62L61 108H64L65 106H67V104H69L70 105ZM149 103V102H148ZM150 103H152V102H150ZM158 103H161V102H158ZM158 103H157V105H158ZM161 103V104H162ZM179 103V102H178ZM177 103V104H178ZM185 103V102H184ZM183 103V104H184ZM193 103H194V101H193ZM14 105V108L12 107L11 109H14V110H16V112L18 111V115L16 114V117H14L13 115L12 116H10V115H7V114H5V113H7L6 112V110L8 109L7 107H9V106H11V105ZM62 104V107L60 106ZM163 104H165V103H163ZM163 104L162 105H160L159 104V106H161V107H164L163 106ZM187 104V103H186ZM185 104V106H187ZM197 104H202V103H197ZM47 105H49V102H48V104ZM46 105V106H47ZM88 105H93V109L92 108H90V110H88V109H86V108H88ZM166 105H167V103H166ZM179 105H180V103H179ZM193 105V104H192ZM60 106V107H59ZM146 106V105H145ZM159 106H157V109L159 110L160 108H158ZM195 106H197V105H195ZM218 106H220V105H218ZM224 106V105H223ZM59 107V108H58ZM147 107V106H146ZM145 107V108H146ZM150 107V106H149ZM153 107V106H152ZM222 107V106H221ZM220 107V108H221ZM225 107V106H224ZM248 107H251V106H248ZM6 108V109H5ZM58 108V109H57ZM143 108H144V106H143ZM143 108H142V110H143ZM145 108H144V110H145ZM156 108V107H155ZM70 109V108H69ZM86 109V110H85ZM150 109V108H149ZM162 109V108H161ZM222 109H223V107H222ZM225 109V108H224ZM60 110H62V112L60 111ZM70 110H72V109H70ZM139 110H141V109H139ZM141 110V111H142ZM228 110V109H227ZM264 110V109H263ZM9 111L10 110H8V113H9ZM13 111V110H12ZM146 111H147V109H146ZM150 112H151V110H149ZM218 111H220V110H218ZM218 111H215L214 113H212V114H214V115H216L217 114V112ZM224 111V110H223ZM229 111H230V109H229ZM139 112V111H138ZM228 112V111H227ZM225 113V114H228V113ZM232 111H230V113H231ZM259 112V111H258ZM256 112V113H240V117H242L244 120L245 119H248L249 118V120L251 119V120H257L258 119V117L257 116H260L261 115V113H263L264 111H262L261 113L259 112ZM10 113H12V112H10ZM50 113H51V111H50ZM55 113H57L56 115H55ZM142 113V112H141ZM149 113V112H148ZM151 113H153V112H151ZM159 113V112H158ZM72 114V116H70ZM138 114V113H137ZM160 114V113H159ZM260 114V115H259ZM65 115H67V116H65ZM141 115H144V113H142ZM161 115V114H160ZM218 115H221V114H218ZM105 116V117H104ZM139 117H140V115H138ZM150 116V115H149ZM221 116H223V115H221ZM226 118H227V120H228V117L226 116V115H224ZM263 116V115H262ZM46 117H48L47 116V114H46ZM153 117V116H152ZM155 117V116H154ZM158 117V116H157ZM160 117V116H159ZM158 117V118H159ZM164 117V116H163ZM211 117V116H210ZM209 116H208V119L210 118ZM214 117V116H213ZM213 117H211V118H213ZM216 117H217V115H216ZM50 118V117H49ZM57 118V119H58ZM105 118V119H104ZM144 118V117H143ZM150 119H151V117H149ZM157 118V119H158ZM261 118V117H260ZM138 119V118H137ZM156 119V118H155ZM160 119V118H159ZM216 118H214V120H215ZM225 119V118H224ZM224 119H222V120H224ZM67 120V121H68ZM129 120V119H128ZM140 120V119H139ZM154 120V119H153ZM226 120V119H225ZM259 120V119H258ZM54 121V120H53ZM62 121V120H61ZM60 121V122H61ZM263 121V120H262ZM47 122V121H46ZM55 122V121H54ZM53 122V123H54ZM69 122V121H68ZM71 122V121H70ZM75 122V121H74ZM94 123L96 122V121H93ZM223 122V121H222ZM258 122H260V121H258ZM62 123H64V121L62 122ZM71 123H73V122H71ZM76 123V122H75ZM83 123V122H82ZM88 123V122H87ZM86 123V124H87ZM255 123H256V121H255ZM254 122H253V124H255ZM264 123V122H263ZM61 124V123H60ZM65 124H66V120H65ZM97 124V123H96ZM110 124V125H111ZM223 124V123H222ZM243 124V123H242ZM253 124H251L250 123V125L252 126ZM56 125V124H55ZM63 125L64 124H61V126L63 127ZM69 125V124H68ZM74 124H72V126H73ZM97 125H99L100 126V124H97ZM102 125V124H101ZM238 125V124H237ZM240 125H241V123H240ZM244 125V124H243ZM248 125V124H247ZM264 125V124H263ZM57 128H58V123H57ZM55 126V127H56ZM89 126V125H88ZM91 126V125H90ZM220 126V125H219ZM223 126H225V125H223ZM227 126H231V125H228L227 124ZM239 126V125H238ZM246 126V125H245ZM245 126H242V127H244L245 128ZM250 126V127H251ZM255 126H257L256 124H255ZM261 126V125H260ZM29 127V128H28ZM52 127H53V124H52ZM237 127V126H236ZM253 127V126H252ZM252 127H251V129H252ZM264 127V126H263ZM22 128V129H23ZM57 128H55L54 129V127L52 128V131L48 134L49 136H53L54 135V133L55 132H60V126H59V128H58V130H57ZM227 128V127H226ZM244 128H240V129H244ZM249 128V127H248ZM257 128V127H256ZM60 129V130H59ZM237 129H239V128H237ZM258 129H260V128H258ZM257 129V130H258ZM1 130V129H0ZM27 130H25V131H27ZM263 130H264V128H263ZM3 131V132H4ZM25 131H24V133H25ZM32 131V130H31ZM78 132H80L81 131V129H80V131L79 130H77ZM235 131H237V130H235ZM239 131V130H238ZM254 131H256V129H254ZM259 131V130H258ZM58 132H57V134H58ZM77 132V133H78ZM27 133V132H26ZM64 133V132H63ZM236 133V132H235ZM234 133V134H235ZM240 133V132H239ZM18 134V135H17ZM56 134V133H55ZM79 134V133H78ZM242 134V133H241ZM256 134V133H255ZM35 135V134H34ZM137 135V134H136ZM139 135V134H138ZM237 135H239V134H237ZM243 135V134H242ZM245 135V134H244ZM243 135V136H244ZM261 135V134H260ZM264 135V134H263ZM48 136V137H49ZM140 136V135H139ZM236 136V135H235ZM246 136H249V134L248 135H246ZM47 136H45L44 137V139L46 138ZM61 137H62V134H61ZM237 137V136H236ZM236 137H234V139L236 138ZM240 137H242V136H240ZM245 137V136H244ZM253 137V136H252ZM34 138H37V137H34ZM54 138V137H53ZM57 138V140H58V136L56 137ZM248 139H249V137H247ZM254 138H255V135H254ZM258 138V137H257ZM260 138V137H259ZM43 139V138H42ZM50 139L51 138H49V141H50ZM237 139V138H236ZM239 139H241V140H244V139H242V138H239ZM248 139H247V141H248ZM251 139V138H250ZM249 139V140H250ZM56 139H55V141L54 142H57L59 145H60V143H59V141H57ZM253 140V139H252ZM256 140V139H255ZM258 140H260V139H258ZM48 141V142H49ZM237 141V140H236ZM251 141V140H250ZM254 141V140H253ZM39 142V141H38ZM36 143L37 144V146H38V144L40 143ZM44 141H42V143H43ZM51 142V141H50ZM235 142V141H234ZM245 142H246V139H245ZM249 142V141H248ZM259 142V141H258ZM15 143V144H14ZM28 143V144H29ZM45 143H47L46 142V140H45ZM44 143V144H45ZM53 143V142H52ZM51 143V144H52ZM57 143H54V145L52 146L51 144H49V145H51V148H49L50 150H48L49 152H51L53 149H56L55 147V145L57 144ZM229 143V142H228ZM253 143V142H252ZM251 143V144H252ZM234 144V143H233ZM236 144V143H235ZM238 144V143H237ZM243 144H244V142H243ZM260 144V143H259ZM43 145V144H42ZM42 145H39L38 146V149H43L44 147L42 146ZM46 145V144H45ZM255 145H257V144H255ZM254 145V146H255ZM36 146V145H35ZM55 146V147H54ZM61 146V145H60ZM60 146H59V148H60ZM184 146H185V144H184ZM240 146V145H239ZM238 146V148L240 149V148H242L243 146L241 145L240 147ZM252 146H253V144H252ZM251 146V147H252ZM261 146V145H260ZM15 147V146H14ZM13 147V150L14 149H16V148H14ZM34 147V146H33ZM32 147V148H33ZM46 147V146H45ZM190 147V146H189ZM229 147V146H228ZM236 147V146H235ZM248 147H249V145H248ZM256 147V146H255ZM35 148V147H34ZM47 148V147H46ZM57 148H58V145H57ZM62 148V147H61ZM233 148V147H232ZM238 148L236 149V151L238 150ZM247 148V147H246ZM259 148V147H258ZM262 148H263V145H262ZM45 149V148H44ZM187 149V148H186ZM193 149V148H192ZM220 149V148H219ZM229 149V148H228ZM235 149V148H234ZM243 149V148H242ZM249 149H250V147H249ZM261 149V148H260ZM18 150H16V152L18 151ZM34 150V149H33ZM33 150H31V151H33ZM59 150V149H58ZM221 150V149H220ZM219 150V151H220ZM230 150V149H229ZM228 150V151H229ZM241 150V149H240ZM252 150V149H251ZM259 150V149H258ZM15 151V150H14ZM25 151H26V149H25ZM24 151V152H25ZM28 151V150H27ZM41 150H39V152H40ZM45 151V150H44ZM62 151V150H61ZM133 151V150H132ZM132 151H130V152H132ZM263 151V150H262ZM261 151V152H262ZM11 152V153H10ZM15 152V153H16ZM20 154L22 153L21 152V149H20ZM29 152V151H28ZM27 152V153H28ZM37 152V151H36ZM47 152V151H46ZM53 152V151H52ZM56 152V151H55ZM60 152V151H59ZM136 152V151H135ZM248 152V151H247ZM260 152V151H259ZM260 152V153H261ZM34 153V152H33ZM45 153V152H44ZM58 152H56L55 154L56 155H58V154H60V153H58ZM63 153V152H62ZM134 153V152H133ZM228 153V152H227ZM232 153V152H231ZM246 153V152H245ZM249 153V152H248ZM254 153V152H253ZM257 153H258V151H257ZM260 153H258V154H260ZM22 154H24V153H22ZM26 154V153H25ZM35 154V153H34ZM51 154H54V153H51ZM50 154V155H51ZM54 154V155H55ZM65 154V153H64ZM67 154V153H66ZM65 154V155H66ZM74 154V153H73ZM77 154V153H76ZM127 154V153H126ZM135 154H137V152L135 153ZM135 154H131L132 156L133 155H135ZM233 154H235V153H233ZM250 154V153H249ZM257 154V155H258ZM27 155V154H26ZM26 155H21V156H26ZM32 155V154H31ZM41 155V154H40ZM45 155H46V153H45ZM55 155V156H56ZM62 155V154H61ZM60 155V156H61ZM70 155H71V153H70ZM82 155V157L84 156L83 154H81ZM80 155V156H81ZM188 155V154H187ZM187 155H184V156H187ZM236 155V154H235ZM241 155V154H240ZM239 155V156H240ZM13 155H11V158L13 159L14 157H16L17 156V158L16 159H25V157H23V158H21V157H19V153H17L16 154V156H14V157H12ZM43 156V155H42ZM47 156H49L48 154H47ZM53 156V155H52ZM64 156V155H63ZM73 156V155H72ZM75 156V155H74ZM90 156H92V154L90 153ZM94 156V155H93ZM129 156V155H128ZM136 156V155H135ZM204 156H206V155H204ZM237 156V155H236ZM259 156V155H258ZM6 157V158H5ZM85 157V156H84ZM83 157V158H84ZM86 157H88V156H86ZM85 157V158H86ZM125 157V156H124ZM130 157V156H129ZM191 156H189V158H190ZM195 157V156H194ZM193 157V158H194ZM198 157V156H197ZM202 157V155H200V158ZM216 156H214L212 159H211V161L212 160H214V158H215ZM232 157V156H231ZM245 157V156H244ZM27 158H29V157H27ZM47 158V157H46ZM53 158V157H52ZM56 158V157H55ZM64 158V157H63ZM66 158V157H65ZM77 158V157H76ZM79 158V157H78ZM81 158V157H80ZM80 158H79V160H80ZM82 158V159H83ZM135 158V157H134ZM136 158H138V157H136ZM192 158V157H191ZM203 158V157H202ZM207 158V157H206ZM209 158V157H208ZM254 158V157H253ZM252 158V159H253ZM5 159V161H2V160H4ZM10 159V158H9ZM23 159V160H24ZM42 159V158H41ZM50 159V158H49ZM88 159V158H87ZM132 159H133V157H132ZM232 159H234V157L232 158ZM236 159V158H235ZM22 160V161H23ZM27 159H25L24 161H26ZM37 160V159H36ZM56 160V159H55ZM129 160V159H128ZM136 160V159H135ZM134 159H133V161H135ZM186 160V159H185ZM202 160H205V158H203ZM29 161V160H28ZM35 161V160H34ZM34 161L32 162V161H30L29 163L28 162H26V163H28V164H34ZM47 161V160H46ZM64 161V160H63ZM63 161H61V162H59V163H62ZM69 161V160H68ZM206 161V160H205ZM211 161H207V162H211ZM220 161V160H219ZM233 161V160H232ZM241 161V160H240ZM242 161H243V159H242ZM247 161V160H246ZM255 162L257 161V158L254 160ZM253 161V162H254ZM5 162V163H6ZM17 162V161H16ZM55 162V161H54ZM65 162V161H64ZM70 162H71V160L69 161V164H70ZM73 162V161H72ZM77 162V161H76ZM130 162V161H129ZM135 162H137V160L135 161ZM140 162V161H139ZM138 162V163H139ZM245 162V161H244ZM243 162V163H244ZM259 162V161H258ZM261 162V161H260ZM4 163V164H5ZM6 163V164H7ZM18 163H19V161H18ZM58 163V162H57ZM75 163V162H74ZM216 163V162H215ZM214 163V164H215ZM233 164H234V166H235V163H234V161L232 162ZM257 163V162H256ZM1 164V163H0ZM66 164V163H65ZM68 164V165H69ZM78 164H79V162H78ZM209 164H211V163H209ZM218 164V163H217ZM238 164V163H237ZM237 164H236V168L235 169H237ZM242 164V163H241ZM241 164H240V166H241ZM245 165H247V166H245L244 167V169L247 171V169H248V164L250 165V163H249V161L248 162H245L244 163ZM259 164V163H258ZM53 165V164H52ZM55 165H57V164H54V166ZM59 165V164H58ZM71 165V164H70ZM73 165V164H72ZM80 165V164H79ZM155 165V164H154ZM157 165V164H156ZM208 165V164H207ZM239 165V164H238ZM253 165V164H252ZM255 165V164H254ZM262 165V164H261ZM4 165H2V167H3ZM8 166H9V164H8ZM10 166H12V164L10 165ZM15 166V165H14ZM18 166V165H17ZM20 166V165H19ZM46 166V165H45ZM49 166V165H48ZM59 166H61V165H59ZM63 166L65 167V165L63 164ZM101 166V165H100ZM104 166V165H103ZM149 166V165H148ZM159 166V165H158ZM157 166V167H158ZM165 166V165H164ZM167 166V165H166ZM165 166V167H166ZM171 166V165H170ZM243 166V165H242ZM257 166V165H256ZM256 166H255V168H256ZM5 167H6V169H9V167L7 168V166L5 165ZM5 167L3 168L4 170H5ZM13 167V166H12ZM39 168H37L38 170H40V166H38ZM41 167H44V165L43 166H41ZM56 167V166H55ZM86 167V166H85ZM99 167V166H98ZM156 167V166H155ZM160 167V166H159ZM171 167H173V166H171ZM252 167V166H251ZM254 167V166H253ZM252 167V168H253ZM259 167V166H258ZM261 167V166H260ZM19 168H21V167H19ZM19 168H16V169H18L19 170ZM35 168V167H34ZM49 168V167H48ZM51 168H53L52 166H51ZM72 168V167H71ZM100 168V167H99ZM104 168V167H103ZM106 168V167H105ZM127 168V167H126ZM130 168V167H129ZM134 168V167H133ZM149 168H151V167H149ZM162 168H163V166H162ZM169 168V167H168ZM173 168H175V167H173ZM172 168V169H173ZM214 168H218V166L217 167H214ZM219 168H220V166H219ZM239 168V167H238ZM243 168V167H242ZM11 169V168H10ZM10 169L8 170V171H10ZM16 169H14V170H16ZM23 169H25V168H23ZM22 168L20 169V170H23ZM30 169H31V167H30ZM42 169V168H41ZM44 169H45V167H44ZM85 169V168H84ZM139 169V168H138ZM164 169V168H163ZM206 169H209V167H207ZM251 169V168H250ZM259 169V168H258ZM261 169V168H260ZM263 169V168H262ZM35 170V169H34ZM50 170V169H49ZM69 170H71V169H69ZM86 170V169H85ZM210 170V169H209ZM213 170V169H212ZM240 170V169H239ZM3 171V170H2ZM6 171V174L8 175L9 173L7 172V170H5ZM53 171V170H52ZM58 171V170H57ZM64 171V170H63ZM62 171V172H63ZM68 171V170H67ZM71 171H73V170H71ZM70 171V172H71ZM76 171V170H75ZM74 171V172H75ZM84 171V170H83ZM88 171V170H87ZM141 171V170H140ZM139 171V172H140ZM146 171V170H145ZM154 171V170H153ZM163 171V170H162ZM205 171H208V170H205ZM214 171V170H213ZM215 171H217V170H215ZM252 171V170H251ZM250 171V172H251ZM259 171V170H258ZM258 171L256 170V172H257V175H258ZM4 172V171H3ZM2 172V173H3ZM20 171H18V173H19ZM22 172V171H21ZM27 172H30V170H28V169H26L25 171H24V173H27ZM62 172H60V174L62 173ZM66 171H64V173H65ZM136 172H137V170H136ZM253 172V171H252ZM1 173V172H0ZM11 173H17V170H16V172H12V170H11ZM10 173V174H11ZM23 173V174H24ZM35 173H36V171H35ZM59 173V172H58ZM64 173H63V176H64ZM105 173H107V172H105ZM160 173V172H159ZM207 173V172H206ZM215 173H217V172H215ZM219 173V172H218ZM240 173V172H239ZM245 173H247V172H244V174ZM9 174V175H10ZM42 174V173H41ZM40 174V175H41ZM55 175L57 174V173H54ZM60 174H59V176H60ZM69 174V173H68ZM134 174V173H133ZM137 174V173H136ZM136 174H134L133 175V177L136 175ZM153 174H154V172H153ZM214 174V173H213ZM4 175H5V173H4ZM15 175V174H14ZM32 175H33V173H32ZM38 175V174H37ZM39 175V176H40ZM44 175V174H43ZM84 175V174H83ZM139 175V174H138ZM147 175V174H146ZM206 175V174H205ZM208 175V174H207ZM206 175V176H207ZM212 175V174H211ZM216 175V174H215ZM261 175V174H260ZM263 175V174H262ZM11 176H13V175H10V178H12ZM16 176H17V174H16ZM22 176V175H21ZM47 176V175H46ZM54 176V175H53ZM57 176V175H56ZM65 176H67L66 174H65ZM69 176V175H68ZM67 176V177H68ZM71 176V178H74L73 177V174H71L70 175ZM70 176L68 177V180L70 181L71 180V178H70ZM75 176V175H74ZM80 176V175H79ZM78 176V177H79ZM85 176V175H84ZM83 176V177H84ZM88 176V175H87ZM210 176V175H209ZM3 176H1V178H2ZM19 177V176H18ZM23 177V176H22ZM28 177H30V176H28ZM40 177H42V176H40ZM55 177V176H54ZM53 177V178H54ZM58 177V176H57ZM57 177H56V179H57ZM82 177V178H83ZM90 177V176H89ZM104 177V176H103ZM111 177V176H110ZM109 177V178H110ZM141 177H142V174H141ZM140 177V178H141ZM155 177V176H154ZM234 177H235V175H234ZM239 177V176H238ZM241 177V176H240ZM239 177V178H240ZM244 177V176H243ZM253 177V176H252ZM261 177V176H260ZM6 178V176L4 177V179ZM16 178V177H15ZM61 177H59V179H60ZM70 178V179H69ZM75 178H77V174H76V176H75ZM86 178V177H85ZM105 178H107V177H105ZM109 178H107V179H109ZM112 178V177H111ZM136 178H138V176H136ZM204 178V177H203ZM207 178V177H206ZM206 178H204V179H206ZM211 179H212V177H210ZM214 178V177H213ZM215 178H216V176H215ZM254 178V177H253ZM3 179V180H4ZM26 179V178H25ZM24 179V180H25ZM28 179V178H27ZM30 179V178H29ZM32 179V178H31ZM36 179V178H35ZM49 179V178H48ZM52 179V178H51ZM55 178L53 179L54 181L56 180ZM58 179V180H59ZM63 179H66V178H63ZM107 179H105L106 181H107ZM203 179V181H204V183H205V180ZM208 180H209V178H207ZM207 179H206V181H207ZM218 179H219V177H218ZM245 179V178H244ZM256 179H257V176H256ZM12 180H13V178H12ZM12 180H10V181H12ZM43 180V179H42ZM62 180V179H61ZM67 180V181H68ZM73 180V179H72ZM75 180V179H74ZM80 180V179H79ZM87 180V179H86ZM90 180V179H89ZM102 180H104V178H102ZM101 180V181H102ZM110 180V179H109ZM109 180L107 181V182H109ZM214 180V179H213ZM236 182H237V180L236 179H234ZM239 180V179H238ZM241 180V179H240ZM254 180V179H253ZM9 181V182H10ZM20 181H22V179L20 180ZM29 181V180H28ZM31 181V180H30ZM44 181V180H43ZM46 181V180H45ZM63 181V180H62ZM65 181V180H64ZM68 181V182H69ZM78 181V180H77ZM84 181H85V179H84ZM91 181H92V179H91ZM193 181V180H192ZM202 181V180H201ZM200 181V182H201ZM255 181H257V180H255ZM37 182H38V180H37ZM49 182V181H48ZM76 182V181H75ZM115 182V181H114ZM113 182V183H114ZM139 182V181H138ZM138 182H137V184H138ZM151 182H153V181H151ZM195 182V181H194ZM234 182V181H233ZM258 182V181H257ZM256 182V183H257ZM15 183V182H14ZM17 183L18 184H20L18 181H17ZM17 183H16V185H17ZM39 184H40V181L38 182ZM51 183L52 184H54V182H52V180H51ZM59 183V182H58ZM70 183V182H69ZM73 183V182H72ZM71 183V184H72ZM83 183V182H82ZM93 183V182H92ZM141 183V182H140ZM149 183V182H148ZM214 183V182H213ZM243 183V182H242ZM261 183H263V186H264V182H260V184ZM22 184V183H21ZM31 184H33V183H31ZM30 184V185H31ZM37 184V183H36ZM43 184V183H42ZM51 184V185H52ZM56 184V183H55ZM54 184V185H55ZM100 184H102V183H100ZM136 184V185H137ZM145 185H147V183H144ZM197 184V183H196ZM244 184V183H243ZM255 184V183H254ZM253 184V185H254ZM258 184H259V182H258ZM257 184V185H258ZM10 185V184H9ZM12 185H13V183H12ZM29 185V184H28ZM27 185V186H28ZM50 185V184H49ZM50 185V186H51ZM65 185H66V183H65ZM64 185V186H65ZM90 185V184H89ZM88 185V186H89ZM92 185V184H91ZM139 185V184H138ZM141 185H143V184H141ZM205 185V184H204ZM245 185H246V183L244 184V185H241V186H244L245 187ZM251 185V184H250ZM256 185V184H255ZM257 185L256 186H254V187H256L257 188ZM2 186V185H1ZM14 186H15V184H14ZM21 186V185H20ZM19 186V187H20ZM61 186V185H60ZM67 186H69L68 184H67ZM148 186V185H147ZM206 186V185H205ZM210 186V185H209ZM248 186H249V184H248ZM252 186V185H251ZM262 186V185H261ZM17 187V186H16ZM22 187V186H21ZM37 187V186H36ZM63 187V186H62ZM90 187V186H89ZM203 187V186H202ZM201 187V190L202 189H204V188H202ZM207 187V186H206ZM260 186H258V188H259ZM55 188V187H54ZM59 188V187H58ZM87 188V187H86ZM200 188V186L198 187V189ZM215 188V187H214ZM240 188V187H239ZM250 188V187H249ZM261 188H263V187H261ZM23 189V188H22ZM30 189V188H29ZM40 189V190H39ZM38 190H39V192L41 191V190H44V188L43 189H41V188H39ZM52 189V188H51ZM75 189V188H74ZM194 189H195V187H194ZM197 189V188H196ZM198 189H197V191L196 190H194V192L196 191V193L197 192H199L198 191ZM208 189H210L209 191L207 190V188H206V191L205 192H207V193H216V192H214V190H211V187L209 188L208 187ZM213 189V188H212ZM241 189V188H240ZM239 189V190H240ZM245 189V188H244ZM248 189V188H247ZM251 189H253V187L251 188ZM26 190H28V189H26ZM25 190V191H26ZM32 190V189H31ZM37 190V191H38ZM62 190H64V189H62ZM185 190L186 189H184V188H182L181 189V191L183 192L184 191V193H186L185 192ZM189 190H191V189H189ZM200 190V189H199ZM215 190H217L216 188H215ZM23 191V190H22ZM24 191V192H25ZM73 191V190H72ZM133 191V190H132ZM245 191V190H244ZM252 191V190H251ZM23 192V193H24ZM43 192H46V191H43ZM49 192V191H48ZM50 192H51V190H50ZM49 192V193H50ZM58 192V191H57ZM61 192V191H60ZM75 192V191H74ZM74 192H72V193H74ZM78 192V191H77ZM180 192V191H179ZM181 192V193H182ZM193 191H191L190 192V195H191V193H192ZM201 192H203V191H201ZM22 193V192H21ZM30 193V192H29ZM41 193V192H40ZM62 193V192H61ZM64 193H67V192H64ZM70 193V192H69ZM80 193H81V191H80ZM134 193V192H133ZM184 193H182V194H180V195H183ZM37 194H39V193H37ZM44 194V193H43ZM42 194V195H43ZM59 194V193H58ZM57 194V195H58ZM68 194V193H67ZM71 194V193H70ZM78 194V193H77ZM135 194H137L136 192H135ZM187 194V193H186ZM201 194V193H200ZM204 194H206V193H204ZM31 195V194H30ZM54 195H56V194H54ZM60 195V194H59ZM66 195V194H65ZM117 195H118V193H117ZM198 195V194H197ZM46 196V195H45ZM62 196V195H61ZM70 196V195H69ZM91 196V195H90ZM89 195H88V197H90ZM140 196V195H139ZM148 196H151L152 197V195H148ZM148 196H146L147 198H148ZM192 196V195H191ZM206 196V195H205ZM43 198H44V196H42ZM54 197V196H53ZM66 197V196H65ZM74 197V196H73ZM135 197H137V196H135ZM142 197H144V199H147V198H145V196L144 195H142ZM195 197V196H194ZM199 197H201L200 195H199ZM203 197V196H202ZM208 197V196H207ZM46 198H49V196H47ZM46 198H45V201H47L46 200ZM124 198H126V197H124ZM132 198V197H131ZM139 198H141V196L139 197ZM193 198V197H192ZM28 199V198H27ZM39 199H40V197H39ZM38 199V201L40 202V200ZM42 199V198H41ZM90 199V198H89ZM94 199V198H93ZM115 199V198H114ZM137 199V198H136ZM173 199V198H172ZM177 199V198H176ZM176 199H174V200H176ZM184 199V198H183ZM199 199V198H198ZM101 200V199H100ZM119 200V199H118ZM124 200V199H123ZM122 200V201H123ZM129 200H130V198H129ZM128 200V201H129ZM181 200V199H180ZM194 200V199H193ZM197 200V199H196ZM43 201V200H42ZM44 201V202H45ZM110 201H112V199L110 200ZM119 201H121V200H119ZM133 201V200H132ZM179 201V200H178ZM187 201V200H186ZM189 201V200H188ZM94 202V201H93ZM101 203L100 204H102V200L100 201ZM113 202V201H112ZM131 202V201H130ZM181 202V201H180ZM179 202V203H180ZM192 202H194V201H192ZM191 202V203H192ZM179 203H178V205H179ZM182 203V202H181ZM185 203H187V202H185ZM36 204H38L37 202H36ZM50 204V203H49ZM94 204H97V202L95 201V203ZM94 204H93V206H94ZM104 204H105V202H104ZM124 204V203H123ZM177 204V203H176ZM194 204V205H193ZM191 206L193 207V206H195L196 207V205H195V203H193ZM45 205V204H44ZM90 205V204H89ZM88 205V206H89ZM106 205H108V204H106ZM263 205V204H262ZM46 206V205H45ZM47 206H50V205H48L47 204ZM91 206V205H90ZM98 206V205H97ZM114 206V205H113ZM119 206V205H118ZM182 206H185V204L184 205H182ZM189 206V205H188ZM37 207V206H36ZM107 207V206H106ZM119 207H121V206H119ZM175 207L177 208V206L175 205ZM175 207H174V209L173 210H175ZM190 207V206H189ZM191 207V208H192ZM262 207V206H261ZM39 207H37V209H38ZM50 208V207H49ZM113 208V207H112ZM186 208V207H185ZM194 208V207H193ZM203 208V207H202ZM246 208V207H245ZM244 208V209H245ZM257 208H259V205L257 206ZM256 208V209H257ZM263 208V207H262ZM36 209V208H35ZM36 209V210H37ZM42 209V208H41ZM52 209V208H51ZM54 209V208H53ZM86 209V208H85ZM89 209V208H88ZM91 209H93V208H91ZM99 209V208H98ZM101 209L102 208H100L99 210H98V213H97V216H98V214L100 213L99 211H101ZM114 209V208H113ZM120 209V208H119ZM123 209V208H122ZM187 209V208H186ZM200 209V208H199ZM243 209V210H244ZM260 209V208H259ZM44 210H46V209H44ZM48 210V209H47ZM103 210V209H102ZM104 210H106V209H104ZM180 210V209H179ZM194 210H196V208L194 209ZM198 210V209H197ZM261 210V209H260ZM263 210V209H262ZM261 210V211H262ZM40 211V210H39ZM43 211V210H42ZM55 211V210H54ZM54 211H52V213L53 214H55L54 213ZM81 211H83V210H81ZM87 211V210H86ZM85 211V212H86ZM90 211V210H89ZM93 212H94V209L92 210ZM91 211V212H92ZM182 211V210H181ZM184 211V210H183ZM200 212H201V210H199ZM205 211V210H204ZM256 211V210H255ZM6 212V211H5ZM37 212V211H36ZM47 212H49V210L47 211ZM51 212V211H50ZM65 213H66V211H64ZM64 212H62V213H64ZM104 211H102L101 213H103ZM180 212V211H179ZM185 212H189V211H185ZM191 212V211H190ZM197 212V211H196ZM200 212H198V213H200ZM203 212V211H202ZM1 213V212H0ZM14 213H17L16 211H14ZM13 213V214H14ZM19 213V212H18ZM52 213H50V214H52ZM69 213V212H68ZM81 213V212H80ZM84 213V212H83ZM96 213V212H95ZM100 213V214H101ZM125 213V212H124ZM173 213H175V212H173ZM178 213V212H177ZM182 213H184V212H182ZM193 213V212H192ZM204 213V212H203ZM263 213V212H262ZM3 214V213H2ZM35 214V213H34ZM39 214V213H38ZM43 214V213H42ZM78 215H79V212L77 213ZM185 214V213H184ZM188 214H190V213H188ZM201 214V213H200ZM207 214H208V212H207ZM4 215H7L8 216V213L7 214H4ZM65 215V214H64ZM89 215V214H88ZM102 215V214H101ZM178 215H179V213H178ZM202 215V214H201ZM1 216V215H0ZM16 217H17V215H15ZM14 216V217H15ZM39 216H40V214H39ZM47 216V215H46ZM63 216V215H62ZM68 216V215H67ZM169 216H170V214H169ZM173 217H174V215H172ZM176 216V215H175ZM185 216H186V214H185ZM196 216V215H195ZM203 216V215H202ZM237 216V215H236ZM5 217V216H4ZM9 217V216H8ZM10 217H11V215H10ZM15 217V218H16ZM55 217V216H54ZM79 217V216H78ZM82 217V216H81ZM85 217H86V215H85ZM93 217V216H92ZM101 217V216H100ZM99 217V218H100ZM171 217V216H170ZM177 217V216H176ZM187 217H188V215H187ZM190 217V216H189ZM205 217V216H204ZM207 218H208V216H206ZM205 217V218H206ZM13 218V217H12ZM37 218H40V217H37V215H36V219ZM42 218V217H41ZM64 218H66L65 216H64ZM67 218H70V216L69 217H67ZM72 218V217H71ZM96 218V217H95ZM98 218V217H97ZM110 218V217H109ZM168 218V217H167ZM167 218H165V219H167ZM181 218V217H180ZM210 218V217H209ZM9 219V218H8ZM49 219V218H48ZM51 220H52V218H50ZM81 219V218H80ZM87 218H84L83 220H86ZM94 219V218H93ZM169 219V218H168ZM203 219V218H202ZM13 220V219H12ZM16 220V219H15ZM22 220V219H21ZM20 220V221H21ZM54 220V219H53ZM77 220V219H76ZM95 220V219H94ZM97 221L99 220L100 221V219H96ZM170 220V219H169ZM185 220V219H184ZM206 220V219H205ZM234 220V219H233ZM18 221V220H17ZM40 221V220H39ZM56 221V220H55ZM58 221V220H57ZM66 221V220H65ZM87 221V220H86ZM103 221V220H102ZM162 221V220H161ZM189 221V220H188ZM195 221H197V220H195ZM204 221V220H203ZM201 222V225H203L202 223H204V222ZM14 222V221H13ZM54 222V221H53ZM77 223H79L78 221H76ZM80 222H81V220H80ZM106 222H108V221H106ZM167 223H168V221H166ZM177 222V221H176ZM182 222V221H181ZM208 222V221H207ZM39 223V222H38ZM42 223V222H41ZM69 223V222H68ZM73 223V222H72ZM82 223V222H81ZM80 223V224H81ZM87 223V222H86ZM91 223V222H90ZM89 223V224H90ZM166 223V224H167ZM180 223V222H179ZM183 223V222H182ZM189 223V222H188ZM187 223V224H188ZM191 223H193V222H191ZM195 223L196 222H194V225H195ZM73 224H75V223H73ZM104 224V223H103ZM170 224H172L171 222H170ZM173 224H174V222H173ZM172 224V225H173ZM178 224V223H177ZM208 224V223H207ZM211 224V223H210ZM210 224H208V226L210 225ZM43 225V224H42ZM71 225V224H70ZM78 225V224H77ZM84 225V224H83ZM92 225V224H91ZM100 225H101V223H100ZM171 225V226H172ZM176 225V224H175ZM180 225H184V223L183 224H179L178 226L179 227H182V226H180ZM190 225V224H189ZM9 226V225H8ZM11 226V225H10ZM12 226H14V225H12ZM81 226L82 225H80V230H82L81 229ZM95 226V225H94ZM177 225H176V227L175 228H177L178 227ZM187 226V225H186ZM191 226V225H190ZM211 226V225H210ZM214 226V225H213ZM7 227V226H6ZM42 227V226H41ZM76 227V226H75ZM100 227V229H101V226H99ZM159 227V226H158ZM178 227V228H179ZM201 227V226H200ZM206 227V226H205ZM12 228V227H11ZM10 227H9V229H11ZM13 228H17V227H13ZM83 228H85L84 226H83ZM86 228H88V227H86ZM97 228V227H96ZM165 228V227H164ZM173 228H174V226H173ZM216 228V227H215ZM9 229H7V231L9 230ZM94 229V228H93ZM157 229V228H156ZM166 229V228H165ZM168 229V228H167ZM196 229V228H195ZM212 229V228H211ZM4 230H6V229H4ZM14 230V229H13ZM17 229H15V231H16ZM77 230V229H76ZM105 230V229H104ZM161 230H163V229H161ZM171 230H172V228H171ZM213 230V229H212ZM6 231V232H7ZM10 231V230H9ZM93 231V230H92ZM91 231V232H92ZM158 231H160V229H158ZM164 231V230H163ZM197 231V230H196ZM205 231V230H204ZM207 231V230H206ZM205 231V232H206ZM36 232H38V231H36ZM90 232V233H91ZM97 232V230L95 231V233ZM102 232H104V231H102ZM16 233V232H15ZM20 233V232H19ZM86 233V232H85ZM90 233H87V234H89L90 235ZM105 233V232H104ZM182 234H183V232H181ZM38 234V233H37ZM79 234H81V233H79ZM84 234V233H83ZM97 234V233H96ZM100 234H101V232H100ZM163 234V233H162ZM181 234V235H182ZM197 234V233H196ZM195 234V235H196ZM199 234H201V233H199ZM39 235V234H38ZM37 235V236H38ZM82 235V234H81ZM88 235V236H89ZM93 235V234H92ZM184 235V234H183ZM182 235V236H183ZM33 236V235H32ZM79 236V235H78ZM84 236V235H83ZM86 236V235H85ZM88 236H87V238H88ZM96 236V235H95ZM107 236V235H106ZM20 237V236H19ZM25 237H27V236H24V238ZM158 237H159V234H158ZM161 237V236H160ZM160 237H159V239H160ZM163 237H164V234H163ZM17 238V237H16ZM79 238V237H78ZM81 238V237H80ZM87 238H86V240H87ZM157 238V237H156ZM167 238V237H166ZM20 239H21V237H20ZM31 239H33V238H31ZM82 239H83V237H82ZM92 239V238H91ZM91 239H89V240H91ZM94 239V238H93ZM164 239V238H163ZM23 240V239H22ZM21 240V241H22ZM36 240V239H35ZM34 240V241H35ZM89 240H88V242H89ZM158 240V239H157ZM162 240V239H161ZM14 241V240H13ZM12 241V242H13ZM16 241H18V240H16ZM33 241V242H34ZM152 241V240H151ZM156 241V240H155ZM166 241H167V239H166ZM9 242H10V240H9ZM98 242V241H97ZM146 242V241H145ZM150 242V241H149ZM154 242V241H153ZM157 242V241H156ZM16 243V242H15ZM95 243V242H94ZM99 243H100V240H99ZM107 243V242H106ZM146 243H148V242H146ZM158 243V242H157ZM156 243V244H157ZM18 244H19V242H18ZM10 245H12L11 243L9 244V246ZM82 245V244H81ZM90 245V244H89ZM83 246H85V245H83ZM88 246V245H87ZM95 246V245H94ZM93 246V247H94ZM98 247V246H97ZM141 247V246H140ZM139 247V248H140ZM153 247V246H152ZM86 248H88V247H86ZM85 248V249H86ZM82 249V248H81ZM89 249H91V247L89 248ZM93 249V248H92ZM141 249V248H140ZM143 249H145L144 247H143ZM14 251H15V249H13ZM17 250V249H16ZM97 250H99L98 248H97ZM142 250V249H141ZM11 251V250H10ZM9 251V252H10ZM13 251V252H14ZM22 251V250H21ZM78 251V250H77ZM82 250H80V252H81ZM84 251H86V250H84ZM89 251V250H88ZM100 251V250H99ZM102 251V250H101ZM131 251V250H130ZM253 251V250H252ZM251 251V252H252ZM12 252V251H11ZM96 252V251H95ZM78 253V252H77ZM83 253V252H82ZM86 253V252H85ZM88 253V252H87ZM97 253H99V252H97ZM141 253V252H140ZM242 253H245V252H242ZM74 254V253H73ZM73 254H72V257H73ZM79 254V253H78ZM94 254V253H93ZM92 254V255H93ZM100 255H101V253H99ZM97 255V254H96ZM95 255V256H96ZM69 256H71V255H69ZM78 256H80V255H78ZM85 255H83V257H84ZM87 256V255H86ZM76 257V256H75ZM70 258V257H69ZM85 258H87V257H85ZM90 258H92L91 256H90ZM94 258V257H93ZM66 258H64V260H65ZM68 259V258H67ZM66 259V260H67ZM89 259V258H88ZM62 260V259H61ZM63 260V261H64ZM74 260H76V259H74ZM83 260V259H82ZM96 260V259H95ZM68 261H70V260H68ZM78 261V260H77ZM80 261V260H79ZM85 261V260H84ZM73 263V262H72ZM55 264V263H54ZM65 264V263H64ZM71 264V263H70ZM75 264V263H74ZM82 264H84V263H82Z\"/></svg>",
	"mask_w": 264,
	"mask_h": 264
}]
</instances>
